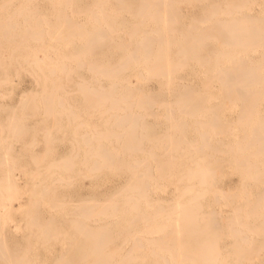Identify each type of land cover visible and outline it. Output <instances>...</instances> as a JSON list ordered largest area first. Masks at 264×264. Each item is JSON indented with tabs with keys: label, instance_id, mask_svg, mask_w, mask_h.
Returning a JSON list of instances; mask_svg holds the SVG:
<instances>
[{
	"label": "bare ground",
	"instance_id": "1",
	"mask_svg": "<svg viewBox=\"0 0 264 264\" xmlns=\"http://www.w3.org/2000/svg\"><path fill=\"white\" fill-rule=\"evenodd\" d=\"M0 1H3V0H0ZM6 1H9V0H6ZM51 1H53L54 3H55V1L58 2V0H55V1L54 0H50V2ZM62 1L63 0H61V2ZM66 1L69 2V0H65L64 2L67 3ZM75 1L76 0H74V3L76 5V2ZM77 1L79 3V0H77ZM81 1H83V0H81ZM81 1H80V3H81ZM12 2L14 3V1H12ZM50 2H48V5H49ZM65 3L61 6L62 7V9H61L62 11H60V9H59L58 11H60V12L57 11L58 14L56 12L58 19L56 17V19L54 21H56V20L62 21V22H64V26L63 27H65V25L68 24L70 26V28L68 30L66 29V31L64 29H63L64 31H58L59 28L62 27V26L59 27V24L61 25V22L59 24L55 22L56 23V25H54L55 27L58 24V27L55 28V30L56 29H58V30H56L57 32L54 31L55 34H57V35H55V38L54 39L52 38V39L55 40V42H57V40H59L60 38H61V42H62V39L65 40V39H68V38H71V39L72 38L73 39L76 38L77 40H78V38H83V39L85 38L86 39V40L84 39L85 40V44L83 43V46H81V49L79 50V53H76V54H78L79 56H86V57H88L87 56L88 54L92 55V57L89 58V60L91 59L90 62L87 61L86 63H84L81 60L82 63L85 64L86 67L89 69V71H90V73L92 75V77H91L92 78V81L90 82L89 87L87 86L86 83H85L86 85H83L82 84L85 87L87 86V89H85L84 87L82 88L79 85H75V86H77V88L79 86L81 89H84L85 93L87 91V94H88V97L89 98L86 96L85 99L87 98L88 100L90 99V101H94L93 103L91 102L92 104H96L97 106H101V105H98L97 103H99V102L102 103L103 102L102 103V106H101L103 108V106H104L103 104L104 103H109L112 107L107 104V106H109V107L107 109L104 108L105 109V112H104L103 109H101V110H103V113H105V115L108 118H110V121L113 118L116 119V120L113 119V122L116 121V122H114V126H113L114 129L111 126L112 127V130H110L108 128V127H110V125L107 126L108 129H106V127H105V130L102 129V130H104L102 132V133H104V136H102L103 134H101L100 131H99V129H98V128H101V126L103 125V123L101 124L100 127L94 125L95 127H98L97 128L98 129V132H97L96 128H95V130H96L97 134L100 133V135L99 136L98 135H91L90 137L93 138L92 140H97V141H98V137H102V138H104V140H103L104 141V144H102L103 142H101V144H100L99 142L101 140H99L98 141L99 144L98 145L95 144V147H94L93 146L94 144L92 145V143L90 142L91 140H89L90 137H89V139H87L89 142L87 140L86 141L88 143L85 142L82 137L86 135V132L87 131L86 132L83 131V136L81 134H79V136L77 135V138H79L80 135H81V138H79V139H83L82 142L83 143H87V145H88L89 148H92L93 147L92 148L93 149L92 155L91 154L89 155L88 152H91L92 150H89L88 148H87V150H89V151H87L85 149L86 151L83 152V153H84V155L88 153L87 157L88 156L89 157L90 156H93L95 158V159L93 157L90 158V159L88 158L89 162H91L90 161L91 159H92V161H94V164H90L91 165L90 166V169H88V170H90L91 173L94 170H95V172H97V175H93L92 174L94 177L95 176L96 177L99 176L98 173L100 174V173L108 172L107 174L111 173L114 176V178L116 176L120 180L123 179L124 182L121 183L123 185H121L120 188L117 187L118 189L116 188L117 190L115 189L114 193L112 192L113 194H111V196L108 197V199H105L106 197L105 198L102 197L103 194H101L100 196L98 195L97 196L98 198L99 197L100 198L101 197L104 198L103 200L100 199L102 201H99L98 199H96L99 202H97V201L92 202V199L90 198L91 200L88 201V203H87L86 200H84V202L81 201L82 199H84V198H82L80 200L81 202H79V204L84 203V205H80L79 207L75 205L76 206L75 208H71V210H69L68 202L69 201L71 202V199H73V198L75 199V197L69 199V201L67 202L66 205H68V210L70 211V213L71 212L76 213V214H78V217L81 216V218L82 219L84 218L85 220L84 219L83 220H79V218H76L77 216L70 217V218H73L71 220L68 219V218L66 219V222H67V220L70 221L69 222V223H71L70 226H73L74 225L71 228H73L77 232V238L74 241V243H76V245L74 246V243H73V247L70 246L71 247L70 248L68 246L69 249L72 250L75 253V255L74 256H71L72 259L69 258L68 261L70 260V262H68V261H63L62 260V257L61 256H64V255L61 254V256H60V254H59L57 256V254H56V256L59 257V259L61 261H63V262L56 263L57 262L56 261L54 263L55 264H256L257 261L259 260L258 258L259 257H262V256H257L258 255V252L260 250H258V251L256 250L257 251V254H255L256 251L254 252V248L251 249L250 248L251 246H247L248 249H247V247H245L246 248L245 249V248H243L241 246H243L242 243H245V242L247 243L248 241H250V237L252 236L256 241H258L257 243L260 244V248L259 249H262L264 251V112H263L264 110L261 109V104H262V102H264V0H92V4H89V3H88V5L87 4H83V5L81 4L79 7H77L78 8L77 10H80V11L86 13V15H85L86 17L84 16L85 19L82 18L83 16H80L78 14V18H81L82 20L84 19L83 21L81 20V22L79 21L80 19H78V21H79L78 24L77 23H74L73 21L70 22L71 19H73V18H71V17H69V16L66 15L68 9L66 11L64 10V8H66L65 6H67L68 4H71V0H70V3H68L67 5H65ZM72 3H73V1H72ZM15 4H16V2H15ZM22 4H24V2ZM58 4L59 3H57L56 8H58L57 7ZM0 5H1V3H0ZM12 5H14V4H12ZM59 5H61V4H59ZM2 6H4V4ZM2 6H0V8ZM28 6H29V4H28ZM28 6H26V7H28ZM35 6H33V7H35ZM68 6L71 7V5H68ZM4 7H7V5L4 6ZM4 7H3V9H5ZM33 7H31V9ZM36 7H38V6H36ZM54 7L52 6V8H54ZM70 7H68V8H70ZM13 8H15V5H14V7L12 6V8H10V10L13 9ZM16 9H18V8H16ZM47 9L48 8H46L44 10H47ZM50 9H51V7L49 8V10ZM8 10H9V8H8ZM55 10H57V9H55ZM73 10H74V8H73ZM5 11H6V9L2 11L3 14H4ZM7 11H6V13H7ZM12 11L13 10H11V12ZM16 11H18V10H16ZM21 11H23V8L21 10L19 9V11L17 12L18 13L17 14L18 17L21 14L19 12H21ZM69 11H71V10L69 9ZM75 11H76V9H75ZM30 12L31 11H28L27 14L25 13L26 15L24 14V12L22 13L25 16L22 15L23 16V22H22L21 25H23L24 23H26L25 24L26 25V27H25L26 29L23 30L21 32V34L18 33V34H20V38H22L21 41H20V43H22V42L26 43V42L32 40V41H35V43L37 45L40 44L38 46H42L43 45L42 46L43 47L42 49L50 48V45H49L50 42L49 43L47 42L49 46L48 45H45L44 46V44H43V39H44L43 38V36H44L43 32L44 31L43 30H46V29H43L42 30L40 28H43L44 25L42 26L40 22H39L40 24H37L38 22H35V24L32 23L30 21L31 19L28 16ZM36 12H38V8H36V11L35 12L30 13V16H31V14L34 16ZM43 12H45V11H43ZM14 13H16V12H13L11 14V16ZM40 13H42V12H40ZM40 13H37L36 17L38 15H44V18H45V14L44 13L43 14H40ZM53 13L55 14V12H53ZM72 13H74V12L72 11L71 13L69 12L67 14L70 15ZM49 14L50 13H48L47 17H49ZM0 15L3 16V18L4 17L6 18V16H7V15L6 16L2 15L1 14V11H0ZM15 15L16 14H14L13 16L15 17ZM27 16H28V19L27 18H24V17H27ZM12 17H10V15H9V17L6 18V20H7L6 22L7 23L4 22L5 20L3 21L1 19L3 21V23L0 22L1 23L0 24V31L2 33L1 34L2 36H4L5 30L6 31L8 30L7 29V28H9L8 26L14 27V25H16V22L17 21L16 22L14 21V23L13 22L11 23L13 26H11V24L10 25L8 24V20L10 18H12ZM75 17H77V15ZM50 18L51 17H49L48 19H50ZM69 18H71V19H69ZM14 19H16V18H14ZM24 19H26L27 21L24 20ZM39 19L40 20L42 19L41 22L43 21V18L42 17L40 18V16H39ZM39 19L38 18L35 19V17H34L33 20L39 21ZM45 19H47V18H45ZM10 20H12V19H10ZM9 22H11V21H9ZM43 22L45 23V25L47 24L45 20ZM50 22L52 23L53 21H50ZM66 22H67V24H66ZM4 23H5V25H4ZM6 24H7V26H6ZM40 25L42 27H40ZM19 26L16 25V27H19ZM46 26L48 27V25H46ZM4 27H6V28L3 29ZM16 27L9 28V30H13V29L15 30ZM52 27H51V29H52ZM47 29H49V27ZM9 30L6 32L8 35L10 34L9 33ZM45 32H47V36L49 35L48 37H49V39H51L50 36L52 35V33H48V31H45ZM14 33H16V32H14ZM7 34H5V35H7ZM14 36H16V35H14ZM56 37H57V39H56ZM10 38H13V36H8L7 37V40L10 39ZM16 38H18V36L15 37V39ZM69 40L70 39H68L66 41H69ZM84 40H82V41H84ZM2 42H3V40H2ZM5 42H7V41H5ZM10 42H12V39H10ZM61 42H58L59 43V44H57L58 45V48L61 47V46H59V45H61L60 44ZM70 42L73 43L74 41H70ZM47 43H45V44H47ZM65 43L67 44V42H65ZM3 44H4V42H3ZM18 44H19V42H18V40H16L14 46L15 45L17 46ZM27 44L28 43H26L24 45H26V47H27ZM24 45H23V47H24ZM78 45H79V43H78ZM33 46H34V43H33ZM53 46L55 47L54 44H53ZM53 46L50 48V50H52V51H53V49H52ZM77 46H75V48ZM3 47H6V46H3ZM72 47H73V45H72ZM78 47H80V46H78ZM0 48H1V46H0ZM17 48H18V46H17ZM19 48L21 49V44H20ZM33 48H36V47H33ZM7 49L9 50V48H7ZM10 49H13V45H12V47ZM20 49H17V50H20ZM25 49H27V48H25ZM28 49H29V47H28ZM39 49L40 48L37 49L38 52H39ZM46 49L44 51H46ZM66 49H68V48H66ZM17 50H12V53H14L13 51L16 52ZM29 50H31V48ZM37 50L33 51L35 53L34 55L32 54L33 52L31 53V55L34 56L35 58L38 56L37 55V52H36ZM44 51H43V53H44ZM55 51L58 52V53L54 54ZM55 51H54L53 54L54 55H58L59 54V51H57V50H55ZM77 52H78V49H77ZM12 53H11V55H10L9 58H12L11 57L13 55ZM18 53H21V52H17L16 54H18ZM47 53L48 52H46V54ZM70 53H72V52H70ZM70 53H69V58H68L69 60H71L70 57H72V55H73V58H76L78 56V55H75L73 53H72V55H70ZM23 55H24V53H23ZM29 55H26V56H29ZM60 55L61 54L58 55L59 58L57 56L56 57H57V60L61 59L59 61H62V58L64 59L66 57V55L63 54L64 57H61V58H60ZM74 55H75V57H74ZM47 56H48V54H47ZM47 56L44 55L43 58L46 57V58L49 59L50 57H47ZM49 56H51V55H49ZM79 56L77 58V62L75 61V63H76L75 64V68H79L80 69V68H82V66L80 65V67H78L79 66L78 60L80 59ZM3 57H5V56H3ZM17 57H19V56H17ZM34 57H32V58L25 57V58H27V60H28V58H30V60L31 59H34V62L39 59V58L38 59L36 58V60H35ZM43 58L41 57V59H43ZM85 59L88 60V58H85ZM52 60H54V58ZM64 60H63V62H64ZM8 61L10 62V59ZM59 61L56 62V60H54L52 62L51 61H48V62H50L51 65H52V63H54V62L59 63ZM81 61H79V62H81ZM31 62L32 61H30V63ZM70 62H67V64L65 63L66 66ZM27 63H28V61H27ZM30 63H28V66H29ZM42 63H43V60H42ZM50 63H49V65H50ZM36 64L38 66H40L38 64V61L35 64H33V66H35ZM59 64H56V66L59 65ZM73 64H74V62H73ZM47 65H48V63H47ZM47 65H46V67H47ZM54 65H55V63H54ZM71 66L72 65H70L68 67H71ZM190 66H191V68H189ZM42 67L45 68V65L42 66ZM53 67L56 68L55 66H53ZM62 67L65 68L64 65H61V69H62ZM194 67H196V68L199 67L200 70L202 69V71H201L202 72V77L199 78L198 73H197V70H194L193 69ZM2 68H3V66H2ZM11 68H12V66H11ZM36 68L37 69H35V71L36 70L37 71L38 70L39 71L40 70L42 71V69H40V67L38 68L36 66ZM48 68H51V67H48ZM48 68H47V70H48ZM57 68L59 69V67H57ZM7 69L8 68L6 67L5 68L6 73H8L7 72ZM30 69H32V68H30ZM51 69H49L50 70V74L51 73L54 74V72H56V70L53 69V71H52ZM71 69L73 70L74 67H72ZM187 69L188 70L189 69H191V70L193 69V71L195 72L194 75L191 74L192 75L191 76V79H188L190 76L187 77V74H186V73H188V72H186ZM23 70L25 71L26 68L23 69ZM65 70L69 72L70 71V68L68 70L66 68ZM80 70H82V69H80ZM12 71L14 73V70H12ZM32 71H34V70H31V72ZM61 71H63V70H60V72ZM75 71H76L75 74H77V72H78V77H80L79 71L78 70H75ZM89 71H88V73H89ZM21 72H22V70H21ZM23 72H22V75H23ZM64 72L65 71H63L61 73L63 74ZM68 72H66V75H67ZM80 73L83 74L82 71ZM189 73H191V72H189ZM28 74H29V72H27V75ZM43 74L41 73L38 76H35L37 74H34V76H35V78L37 80L41 79V77H42L41 80H43V82H45V83L47 82V85L48 86H49L48 83L53 84L54 86L59 85L60 84L59 81H61V79H63V78H61L60 80H56L52 75H51V77H49V76H47L48 75L47 73H46L47 75L46 74L43 75ZM5 75L6 74H4L3 77H5ZM31 75H32V73H31ZM31 75H29V76H31ZM69 75H71V73ZM195 77H197L200 80V82H201V85L202 86L200 85L199 80L197 81V83H199V86H201V87H199V89L202 88L201 90H198L197 89V87H196L197 86V83H196V86L195 85H192V82H193L192 80ZM9 79H11V77ZM78 79H76L77 81H75V82H78L79 81ZM88 79L90 81V78H88ZM68 80H69V78H67V81ZM7 81H11V80H7ZM7 81H6V84L9 83ZM86 81H88V80L86 79ZM151 81L152 82L153 81L156 82L157 85L160 86L159 88L160 89L162 88L161 91H163V92L164 91L166 92V90H169L172 87H176V86L180 87L181 91H179V92L177 91L176 93H172L175 88L174 89L172 88V90H171L172 92L170 91V92H166V93H162L160 91H159L160 93L159 92L158 93H152V92H150L151 89H150V91L149 90L146 91L145 88H146V86H149L148 84ZM13 82L14 81L12 79V82H10V83H13ZM37 82H39V81H37ZM82 82L83 81H81V83ZM3 83H5V82H3ZM34 83H35V80H34ZM14 84H12V85L14 86ZM91 84H92V86H91ZM53 85H52L51 88H53ZM72 85H74V83ZM58 87L61 88L62 85L60 84V86H58ZM71 87H73V86H71ZM213 87H216L217 91L216 90L215 91L218 94L215 93L216 95H214L213 93H210V95H206V91L209 90V92H210V90H212ZM31 88H33V87H31ZM41 88H42L41 89L42 90L41 92L44 93L45 90H43V89H46L47 87L41 85ZM69 89H70V87H69ZM73 89L74 88H72L71 90L73 91ZM81 89H78L79 91L77 89H75L76 91H78L76 93L78 94L79 92L80 93L83 92V90L80 91ZM11 90H12V88H11ZM11 90H9V91H11ZM58 90L59 89L56 88V91H58ZM6 91L8 92V90H6ZM27 91H30V90L28 89ZM27 91H25V92L27 93ZM36 91L38 92V95L39 94L41 95V93L39 92L40 91V88H39V90H36ZM72 91H70V92H72ZM7 92H5V93L7 94ZM23 92H20L19 95L21 96L22 95L21 93H23ZM32 92H34V90ZM32 92H31V94H32ZM70 92H66V93L69 94ZM28 93L26 95H29ZM49 93H50L51 96L49 95ZM52 93H54V94H52ZM59 93L56 96L55 95V88H54V92H52V89H50V91L47 92V93L45 92V94H47V95L50 96V99L47 98L48 97L47 95H44V94H42V95L47 96L46 97V100L47 99L51 100L54 97L53 95H55L56 98L57 97H60L59 96ZM85 93L82 96H85ZM33 94H35V93H33ZM8 95H9V93H8ZM10 95H11V93H10ZM26 95L24 97H26ZM79 96H80V94H79ZM1 97H3V96H1ZM24 97H22V96L20 97V98H22L21 99V102L24 101V99H26ZM34 97L37 98L36 95ZM6 98H7V95H6ZM41 98L39 100H41ZM56 98L54 97V99H55L54 101H56ZM61 98L62 97H60V99ZM81 98H83V97H81ZM58 99L59 98H57V100ZM211 99H214L216 101H217V99H219V101L216 103V105L219 106V104H221V103H222V105L220 107H216L214 105H213L214 107H211L210 106L211 108L210 107H207V104L210 102ZM43 100H44V98L41 100L42 101L41 104H43V108H44V103H45L46 111L51 110L50 112L52 113L53 112L52 110L55 109V107H53V106H55L54 105L55 102L53 101V99H52V101H50L51 103L54 102L53 104L50 105L51 108H50V106L49 107L46 106V103H47L48 100L46 102H44V103H43ZM64 100H66V99H64ZM19 101H20V99H19ZM58 101H60V100H58ZM90 101L87 102L88 104H85V105H88V107H89ZM31 102L33 103L34 101L31 100ZM35 102H34V104H35ZM37 102H39V101H37ZM62 102H65V101H62ZM62 102H60V103H62ZM24 103H21V104L24 105ZM18 104H20V103H18ZM34 104L32 105L33 108L36 107ZM41 104L39 102V104H37V106L39 107V105H41ZM56 104L60 105L59 102L58 103L56 102ZM72 104H70V105H72ZM210 104H208V105H210ZM213 104H215V103H213ZM223 104H224V107H222ZM15 105L17 107V104H15ZM61 105H60V108H58V109H61L63 107L64 103H62ZM70 105L68 107H70ZM135 105L142 107V109L144 108L145 111H149L151 108H154L155 106H158V107L159 106H162V107H164L165 108V111H166L165 112L166 114L163 115V117L166 119L167 116L169 115V117L167 118V120L170 123L172 122L173 117L174 118L176 117V116H174L175 115L174 114V111H176V112L178 111V112H180L182 114L183 118L180 115L179 116L180 119L177 118V120L176 119L173 120V122L171 124L170 123L169 124L166 123V126L169 125L168 126V129L173 130V131L176 132L175 138H174V135H172L174 133H172L171 135H167V134H170V132L168 133V132L164 131V134L167 133L166 134L168 136L167 139L168 138H172L170 136H173V138H174L173 141L172 142L171 141H168V142H171V147H175V148L178 147V149H179V147L180 148L181 147H183V148L186 147L185 150H183V148H181L182 149L181 151H183V153L185 151V152H188V153H193V154H196V155H201L200 157L197 156L198 158L195 157V158L191 159L190 160V163L191 162H193L194 164L203 163L204 164L203 169L200 167V166H202L200 164H199L200 166L197 164L196 167H195V168H197V166H199L200 168H198V169H195L194 168V171H192L191 173L190 172L187 173L186 172L187 169H186L185 176L187 174L190 176L189 177V180L187 179L188 182H184V180L182 181V179H185V176L181 179L180 178V175L181 174H179V173L177 174L179 177L176 175L178 182H181L182 181V182H184V184L185 183L188 184L187 187H186L181 182V184H183L184 187H182V185H181V188H180V189H182V190L185 191L184 192L185 194H183V195H186V197H183L181 195H180V197L179 196H177V197H179V198H181V197L185 198L184 203L186 201H189V202L191 201L190 203L188 202L189 203V206H188V204H186L187 202L185 204H183V200L181 202L182 204H180L179 202L177 203L176 201H179V198H177V200L174 199L175 201H173V203L176 202L178 205L177 206H174L172 208V203L169 201V199H170L169 198L167 200L171 203V207H170V204H169V207H168L169 209L171 208L170 210L167 208V206L164 207V206H160V205L158 206L157 205L158 208H155L154 209L155 212L153 211L154 213L153 214H150L149 209H150V207H152L151 206V203L154 202V201H152L154 199V197L151 196L152 200L150 199V194L151 193L149 192L150 191L149 187H150V184H152L151 181L152 182H154V181L156 182L157 179H156V177H154L155 179L153 180L152 175H151L152 173L149 175L147 169H142V168H139L138 167L140 162H138L139 160L137 158H136L137 160L134 159L135 158L134 157L135 155H133V154H134V151H141V155L144 156L143 153H142L143 150H141V148H140V147H142L140 145L141 144V140L142 139H146V138H150V136H151L150 134H152V133H150V131L148 132V130H150V129L147 130V126H146L147 122H146V124L143 123V118L140 120V117H143L142 115L145 116V114H142V113H144L143 110H142V113L138 112V113L142 114L141 116L138 115V114L135 115L134 114L135 111L134 112L132 111V107L134 106V108H135L136 107ZM6 106H8V104ZM1 107H2V104H1ZM5 107L2 108L3 109V112H5L4 111ZM24 107H25V105H24ZM52 107H53V109H52ZM64 107L66 108L65 105H64ZM73 107H75V106H73ZM82 107L84 109L85 106H82ZM95 107H91V108H95ZM140 107H139V109H141ZM162 107H160V108H162ZM7 108H8L7 110L9 111L10 110L9 107H7ZM41 108H39V109H41ZM221 108H222V110L225 108L229 112L230 111H233L234 113H236V116L238 117V120L237 121L234 120V121H236L239 124V126H240L239 129H238V131H237L240 134L239 136H237L236 131H234L235 124H234V121L233 120H232L233 121V124H232V122H229L228 121L230 125L228 123L226 124V123L221 122V112H222V111L220 112ZM20 109H22V107ZM58 109H57V112L56 113L54 112V114L57 115L59 113V110ZM78 109L80 110V107ZM83 109L81 111H83V113H85ZM85 109H86V107H85ZM154 109H156V108H154ZM205 109L209 113H208V115H206L207 113L204 112L205 113V116H204L203 115L204 113H202V111H205ZM12 110H14V109L12 108L10 111H12ZM16 110L14 112H16ZM29 110H30V108L27 109V111H29ZM35 110H37V109H35ZM65 110H67V113H68V109L66 108ZM65 110H64V112H66ZM27 111H26V108H25V113ZM46 111H43V109H42L41 112H43V114H45V115L49 114V112L47 113ZM95 111H96V108H95ZM95 111L92 112V113L95 114ZM97 111H98V109H97ZM97 111H96V113H97ZM150 111L153 112V109L150 110ZM154 111H156V110H154ZM86 112H89V111L87 110ZM21 113L23 114L24 111H21ZM25 113L23 115H25ZM28 113H26V114H28ZM75 113H77V112L75 111ZM155 113H157V115L159 114L157 111ZM172 113L174 114L173 116H172ZM9 114H6V115H9ZM37 114H40V113L37 112ZM69 114H71L70 116L73 115L72 118H74V115L75 114H73V113H69ZM69 114H68V116H69ZM80 114H81V112H80ZM80 114H79V116L75 115V119L77 117L78 118H81ZM101 114H102V111H101ZM150 114L148 112V116ZM95 115H97V114H95ZM60 116H63V113H62V115L60 113ZM155 116H156V114H155ZM160 116H162V114ZM226 116H227V114H226ZM230 116H231V114H230ZM16 117H18V115ZM107 117H105V118L102 117V118L104 120H108ZM171 117H172V119H171ZM2 118H0V119H2ZM26 118H27V116H26ZM33 118H34V116H33ZM72 118H71V120H72ZM78 118H77V121H78ZM145 118H146V116H145ZM158 118H161V117L158 116L157 119ZM169 118L171 120H169ZM228 118H227V120H229ZM11 119H13V115H11ZM28 119H30L29 116H28ZM62 119H63V117H62ZM69 119H70V117H69ZM87 119H85V120H87ZM95 119H98V118H95ZM16 120H18V119H15V121ZM83 120H84V118H83ZM89 120H90V118H89ZM101 120L98 121V122H101ZM152 120H153V118H152ZM158 120H157V122H158ZM15 121L14 122L12 121V123L10 124L11 126L14 125V126H12V127H14L13 129H15V127H17V125L15 124ZM47 121H49V118L46 120V124H47ZM51 121H52V119H51ZM62 121L65 122V120H62ZM69 121L67 120V123H69ZM222 121H224V120H222ZM8 122H10V121L8 120ZM22 122H23V120H22ZM25 122H23V123H25ZM32 122H34V121H32ZM41 122L42 121H40V125H41ZM54 122H55V120H54ZM76 122L74 121L73 123H76ZM79 122H80V120H79ZM79 122L77 124H75L74 126H78L79 125ZM108 122H109V120H108ZM154 122H155V118H154ZM189 122L194 123L195 126L198 125L197 126V129L194 126L195 129H196V131L198 130L197 131L198 134H196L194 136L195 139L193 140V142L196 140L194 143L193 142L192 143H189L188 142L189 140H187V139H189V138H186L187 135L185 134V132H187V130L184 131L183 130L184 127H182L186 123H188L190 125L191 123H189ZM4 123L6 125L7 121L6 122H2V125ZM26 123L28 124V122H26ZM67 123H65V124H67ZM73 123H70V125L71 124L73 125ZM181 123H183V124L181 125ZM222 123L226 125V129H225V126L223 127L224 130L221 127L222 126ZM44 124L45 123H43L42 127L44 126ZM62 124H63V122H62ZM149 124H151V121H150ZM157 124L159 125V123H157ZM217 124H218V126H217ZM231 124L234 125V126H232ZM33 125H34V123H33ZM33 125H32V127H33ZM40 125H38V128L40 127ZM47 125L49 126L51 124H47ZM54 125L55 124H53L52 126H54ZM98 125H99V123H98ZM153 125L152 126L150 125V127H153ZM164 125L165 124H163V126ZM219 125H220L221 129H220ZM18 126H20V125H18ZM21 126H23V125H21ZM48 126H47V129H48ZM55 126L57 127V125H55ZM58 126H59V122H58ZM84 126H81V127L84 128ZM86 126H87V124H86ZM191 126H193V125H190V127ZM216 126H217V128L219 127L218 129H220V130H218L216 128ZM42 127H41V129H42ZM67 127H70V126H67ZM52 128H53L52 129V133H53L54 127H52ZM71 128H72V126H71ZM71 128H69V129H71ZM185 128H186V126H185ZM211 128H213L212 132L210 131ZM214 128H216L215 131L217 130V132H214ZM1 129H3V128H1ZM4 129L7 130V128H4ZM47 129H46V131H47V134H46V132H45V130L43 128V130H44V135L43 136L44 137H42V139L44 140V143H45V141L48 142L49 139H50V137H49L48 138V141H47V139L45 137L46 135L48 136L49 130H47ZM55 129H57V128H55ZM88 129H91L93 132L95 131L94 128L93 129L92 128H88ZM115 129L117 131L114 133V130ZM157 129H159V128H157ZM163 129H162V131H163ZM18 130L20 131L21 129H15L14 131L16 132ZM50 130H51V128H50ZM74 130L76 131V128ZM78 130H80L79 126H78ZM164 130H167V129H164ZM33 131H32V135H34L33 133H35V130H33ZM58 131L56 133H58ZM193 131H194V129H193ZM196 131H195V133H196ZM18 132H16V134ZM39 132H40V130H39ZM39 132H37V135L35 133V135L38 136V133ZM62 132H61V134H63ZM93 132L91 134H93ZM154 132L156 134L157 130L156 131L154 130ZM213 132L216 133V134H214V136L212 134V136H211L210 133H213ZM52 133H51V136H52ZM67 133H65L66 134L65 136H67ZM81 133H82V131H81ZM7 134H10V133L7 132ZM61 134L59 136L60 138H57L58 141H59V139H61V136H62ZM70 134H71V131H70ZM73 134H74V131H73L72 135ZM160 134H161V132L159 133V135ZM164 134H163V136L161 135L163 139L166 138L165 137L166 135H164ZM13 135H15V133L13 134V132L11 131V138H14ZM89 135H90V133H89ZM221 135L224 136V138L222 139L223 141H224L225 137H227L226 138L227 139V142L226 141L224 142V147L225 148H223V151H225L226 150V146H227V150H226L227 153H225V152L221 153L222 151L221 152L219 151L218 146L219 145H222V143H223L222 141H221L222 143L220 142L221 144H219V145L218 144L212 145V144H210L211 142H209L210 140H212L211 138L213 137V138H215L214 140L215 141L217 140L216 142L218 143V141H220L219 138H220ZM19 136H20V134L17 135V137H19ZM24 136H26L25 135V132H24ZM39 136H41V135H39ZM153 136H155V135H152L151 137H153ZM156 136H157V134H156ZM17 137L14 138L15 141H13V142H15V144L17 143L16 142V139L19 142V140H18ZM71 137H73V136H71ZM85 137L87 138V135ZM23 138H25V137H23ZM73 138H71L73 140V142L71 140V144H68L70 140H68V143H67L68 145H70V149H71L72 143H74V139ZM94 138H97V139H94ZM160 138H158V139L155 138L156 141H154V142L157 143V142L162 141L163 139L162 138L160 139ZM27 139H28V137H27ZM27 139H26V141H27ZM52 139H54V137L51 138L50 140H52ZM4 140H1L0 139V141H2V142ZM31 140H33V138ZM34 140L36 141V143H37V141H39V140H37V138L34 139ZM54 140H56V139H54ZM5 141L2 143L3 144L2 145L3 149L5 148L4 147L5 146V144H4ZM60 141H62V139ZM66 141L67 140H65V142ZM9 142H10V140H9ZM21 142L19 143L20 145H21ZM33 142L30 141L29 142L30 144L29 145L27 144V145L28 146H31V144H33ZM82 142L80 141L79 144L82 143ZM168 142L166 143L168 146H166V144L164 143L165 146H166V148H165V146L162 143H159V144L157 143V144L158 145L162 144V146L165 149L164 152H166V151H170L171 152L173 149L169 150L171 147H169L170 145L168 144ZM54 143H55V141H54ZM58 143H63V142H58ZM75 143H76V141H75ZM143 143H144V141H143ZM148 143H149V141H148ZM156 143L153 146H155ZM172 143H174V144H172ZM37 144H40L41 145L42 144V141H41V143L38 142ZM118 144L120 145V148H122V150H118L119 148L118 149L117 148H114V150L115 149H117V150L113 151L112 150V147H115ZM0 145H1V143H0ZM6 145H7V143H6ZM8 145H11V143L10 144L8 143ZM22 145H23V143H22ZM34 145H33V148H34ZM81 145H83V144H81ZM90 145H92V146L90 147ZM16 146H18V144H16ZM51 146L49 148H52ZM73 146L76 147V149L74 148V150L76 152L77 151V147L79 145L78 146L73 145ZM86 146H82L81 148H83V147L86 148ZM108 146H110V147L108 148ZM143 146H144V144H143ZM146 146L147 145H145V149H148L149 147L146 148ZM151 146L152 145H150V150H151ZM2 147H1L0 150H3ZM8 147H10V146H8ZM24 147H26V145ZM39 147H41V146H39ZM39 147H38V149H39ZM11 148H13V147H11ZM53 148H54V146H53ZM13 149H15V148H13ZM70 149L68 148V151ZM83 149H82V151H83ZM152 149L154 150V147H152ZM6 150L8 151L10 149H7V147H6ZM26 150H29V149H26ZM50 150H53V149H50ZM153 150H152V152H146L147 150L146 151L144 150V153L145 152L147 154L150 153L149 155H150L151 160H152V157L153 156H156L157 157V155H155L156 153L153 154V155L151 154V153H154ZM18 151H20V150H18ZM21 151H25V150L23 149ZM21 151H20V153H22ZM31 151H33V150H31ZM44 151H47V150H43V153L40 150V154L42 153V156L40 157V159H38L39 161L41 160L42 157L43 158L45 157L46 154L44 155ZM121 151H123V152H121ZM159 151H160V149H159ZM174 151L176 152L175 149H174ZM174 151L171 152V153L174 154ZM52 152H54V151H52ZM66 152H64L63 154H65ZM120 152L122 153V155L124 154L123 156H127L128 158H132V156H133L132 160L134 159V161H132L130 159L127 160V158H121V157H119V153ZM210 152H218V154L221 153L222 155L224 154L226 156V159H224V158L223 159L224 160H228V162L230 163L229 164L227 162V165L228 164L230 166L233 165V167H235V171H237V170L239 171V173H240V175L242 177L241 178V181L245 182V184L250 185L249 182L251 181L252 186L253 185H256V186L257 185H260V188H259V191H258L259 193H258L257 197L254 200H252L253 198L251 196H250L251 198L244 199L245 200V202L243 203L244 205H242V203H241V205H239L240 203H238V204H234L233 203V200H234L233 198H236V197H232V195L234 196V194L231 192V190L229 191L228 189H224V191H226V193H227V191L231 193L230 194L231 196L229 197V193L226 195V193L223 191V189H222V191L220 190V188H222L223 186L220 187V188H216V187L213 186L214 188H216V190L219 189L221 191V193L223 192V194H225V196H223V201L226 200V199H228V202H229V203L227 202L228 203V206L230 208H232V214L230 215V217L228 218L227 216H224V217H227V218H225L224 221H226V219L228 220L227 222H225V223H227V224H225V229L227 228V226H229L228 229H229V234H230L231 241H232V242H230V241L229 242L233 244V246L230 244V246H232L233 248L231 250H228V251H230V253L227 254L228 257L230 259H232V260L231 261H228V262H218L219 257L222 256V255H219V254H221V252L218 251L217 243L216 244H213L214 247H212L213 246L212 243H214L215 240L217 241V239L219 238V236L221 237V234H224V232L221 233L222 231L220 233L218 232L220 229H222L220 227V225H219L221 222L218 224V222H217L218 220L216 221V219L214 218L215 216H213V213H209L210 211L213 212L212 210H209V212H208L209 215L212 214V215H210V216H213L211 218H208V215H207L208 213L206 215L203 213L205 215V217L207 219H209V221H207V219H206V221L208 222V225L206 224L207 223L206 221H205L206 222L205 224L200 221V218H203L204 217V216L202 217L200 215V213L202 214V212H203V211H200L201 210V206H202V204H201L200 201H202V197H207L208 193H207L206 196H203V194H200L199 193L201 191L200 190L201 188H199L200 191H194L195 189L193 190V188L195 187V185H193L195 181H197V183H199V184H203V185H200V187L201 186H205L206 187L207 186V185H205L206 183H211V184L217 183L218 176L220 175L221 172L222 173L224 172L222 169L219 168L220 166H218V169L221 170V172L219 174H217V172H218L217 171L218 170L217 168H215V169H217L216 170V173L213 171L215 169L212 170V169H209L208 168L209 170H206V168H204V167H207V165H205V163L202 162L203 161L202 155L203 156L204 155H207L208 156L207 153H210ZM16 153H17V151H16ZM26 153L27 152H25V154ZM37 153H38V151H37ZM49 153H48V155H49ZM55 153H56V151H55ZM78 153H80V152H78ZM137 153H139V152H137ZM146 153H145V155H146ZM4 154L7 155L6 153H2V157L3 158L0 157V158H2L0 160H3L4 162L7 161V163H10L11 161H9V159H8L9 156L7 155V159H5L6 156H4ZM25 154H23V155H25ZM175 154L173 155V157L170 155V158H173V160H174ZM178 154L180 155L179 152H178ZM185 154H187V153H185ZM221 154H220V156H221ZM48 155H47V157H48ZM50 155H53V154H50ZM60 155H56V156L59 157ZM70 155L69 156H64V157H68L69 158ZM80 155H82V153ZM84 155H83V159L85 158ZM159 155L162 156V154H158V156ZM166 155H167V153H166ZM187 155H189V154H187ZM187 155H185V156H187ZM190 155H192V154H190ZM210 155L211 154H209V156ZM213 155L215 156V153ZM0 156H1V154H0ZM72 156H75L76 157V153H75V155H72ZM79 156H77V157H79ZM214 156H213V158H214ZM10 157H12L11 153H10ZM20 157L21 156H19V158H18L19 160L22 157H24V156H22L21 158ZM27 157H28V155H27ZM27 157H26V159H27ZM33 157L34 156H32V159H34ZM58 157L55 158V159L60 160L61 158H58ZM60 157H62V156H60ZM87 157H86V159H87ZM162 157L164 158V156H162ZM180 157L181 156H179V157H177V155L175 156L176 159L177 158L180 159ZM216 157H219V156H217V154H216ZM222 157H224V156H222ZM222 157H220V158H222ZM35 158H37V157H35ZM50 158H47V159H50ZM63 158L60 160V162H63V160L66 161V159L69 161L70 158L72 160L74 157H70L69 159L68 158H64L63 159ZM167 158H168V156H167ZM213 158H212V160H210V158H209L210 162L213 161ZM83 159H81V161L80 160L79 161L80 162H83L84 163L83 166H84L86 162L88 163V161H85L84 162ZM140 159H141L140 161H142L145 158L143 157V158H140ZM157 159L158 160H161V158L159 159V157H157ZM157 159L153 158V160H155V161H157ZM58 160H55V161H58ZM220 160H222V159H220ZM22 161H24V160H22ZM26 161L28 162L29 160H25V162ZM65 161L63 162V164H66L69 167L66 168V165H63L62 164L63 165L62 166L60 164L61 165V169H63V167H65L70 172V170H71L70 167L74 166V164H70L69 165ZM144 161H142V162L145 163ZM155 161H153V162L155 163ZM163 161L164 160H162L160 163L162 165L163 164L166 165L165 166V169H167V170L161 172V169H162V167H161L160 172L162 173V175H164L165 172H169L172 169V167L175 168V166L177 165V164H175L174 166H171L170 167L169 165H171V164L174 163L172 160H170L169 163H165V162H167V160H165V162H163ZM186 161H187V159H185V162ZM34 162H33V165L37 166L36 165V162L37 161L34 160ZM41 162H43V160L40 161V163ZM60 162L58 161V164L55 163V167L57 168V170H58V167L60 166L59 165ZM99 162L101 164H99ZM148 162L149 161L146 160V163H145V166L146 167H148L149 164H150V166H154L150 162L148 164ZM222 162L224 163V161H222ZM222 162H220V163H222ZM1 163H3V162L0 161V164ZM7 163H3V164H5V166H7V165H9ZM31 163H32V161H31ZM47 163H48V160H47V162L45 164L47 166L46 168H51V166L54 167V163L52 165H51V162H50V164H47ZM95 163H97V164H95ZM157 163H159V162H156V164H155L156 168H158L159 166H161L160 163L158 165H157ZM56 164L58 166H56ZM146 164H148V165H146ZM167 164H168V167H167ZM180 164H182V161H180ZM16 165H19L21 167V164H16ZM28 165L30 166V164H28ZM49 165H51V166H49ZM92 165H93V167H92ZM136 165H138V166H136ZM140 165L141 166L142 165L144 166V164H142V163H140ZM19 166H17V167H19ZM40 166L42 168L45 167V166H43L41 164H40ZM76 166H79V165L77 164ZM81 166H82V164H80L79 168ZM150 166L148 167L149 168L148 170H150V169L153 170L152 168H150ZM1 167H0V169H1ZM26 167H27V165H26ZM26 167H25V169H26ZM75 167H74V169H75ZM87 167L88 166L86 165V168ZM192 167H194V166H192ZM8 168L10 170V167H8ZM35 168L37 170L38 169H41V168H37V167H35ZM76 168H78V167H76ZM176 168H178V167H176ZM20 169L21 168H19V170ZM81 169L82 168H80L79 171ZM223 169H224V167H223ZM1 170L5 171L4 168H2ZM7 170L8 169H6L5 172H8L7 174H10V171L9 170L7 171ZM11 170H12V168H11ZM15 170H18V169H15ZM44 170L46 171L47 169L43 168L42 174H43ZM63 170L65 171V169H63ZM182 170L183 169H181L179 172H181ZM3 171H0V172L3 173ZM13 171H14V169H13ZM22 171H23V168H22ZM28 171H27V173H28ZM33 171L37 172L35 169ZM52 171H54V169ZM52 171L50 170V172H52ZM59 171H61V170H59ZM177 171H178V169H177ZM232 171L234 172V170H232ZM21 172L19 174H21ZM25 172L23 171L22 173H24V175H25ZM29 172H31V170ZM35 172H32V173L35 174ZM46 172H48V170ZM50 172L47 174V177L50 174ZM73 172H74L73 173L74 175H75V173H77V171L76 172L73 171ZM90 172H89L88 175H91ZM153 172H155V171H153ZM183 172H184V170L181 172L182 175L184 174ZM27 173H26V175H27ZM32 173H30V174L28 173L29 176L32 175ZM65 173H66V171L63 173L62 176H64ZM161 173H159V176H160ZM36 174H38V173H36ZM52 174H50V176ZM69 174L67 173L66 175H69ZM78 174L81 177L80 173H78ZM172 174H173V172L170 173L171 176H172ZM4 175L7 178L10 175L12 177L13 174L11 172L10 175H7V176H6V174H4ZM26 175H25V177H26ZM55 175L52 176V178L55 177L54 178L55 180L53 179L54 182L58 181V184H59L60 181H65L63 179L61 180L62 176H61V178L59 180V178L57 179V177ZM71 175H72V172H71ZM74 175H73V177H74ZM101 175H104L105 176V173L104 174H101ZM170 175H168V176L170 177ZM223 175H225V174L223 173ZM43 176H44V174H43ZM65 176H64V179H65ZM86 176L84 175L83 177L85 178ZM153 176H155V175H153ZM168 176H167V174L164 175V178H165L164 181L166 180V178L169 179ZM174 176H175V174H174ZM14 177L18 178L16 176V174H15ZM36 177H38V176L36 175ZM45 177H46V175H45ZM73 177L71 176L70 178H73ZM80 177H79V180H80ZM186 177H188V176H186ZM1 178H2V176H0V179ZM6 178H4V179L5 180H8L9 179V178H7V179ZM16 178H14V179L10 178V180H8L7 183H5L6 182L5 180H2V181H4L3 182L4 185H3V183H1L2 181L0 182L2 184V186L0 185V214L2 212L4 214H1V216H4V215L6 216L7 215V218L5 220L4 219H2V220L0 219L2 221L0 224L3 223V220H4V222L6 220L8 222V220L12 216L16 217L15 212L20 209V207L18 208L16 206L17 207L16 208V207H13V205H12L13 204L12 201H15V199H16L15 192L19 188L18 187V183L15 180ZM52 178H51V180H52ZM68 178H66V181L67 182L69 180ZM86 178L89 179L91 177H86ZM161 178H163V176H161ZM39 179H41L43 181L42 178L39 177ZM175 179H176V177H175ZM12 180L16 181L17 184L14 181H12ZM46 180L48 181V178ZM73 180H75V179H72V181ZM36 181H38V180H36ZM42 181L40 182L41 183L40 187L42 186V184H44V183H42ZM66 181H65V183L67 184ZM69 181L71 182V180H69ZM83 181H84V179H83ZM83 181H82V185H83ZM169 181H170V179H169ZM177 181H175V182H177ZM191 181H193V182H191ZM231 181H232V179H231ZM175 182H174V184H175ZM177 183L175 185H177ZM37 184H35V186ZM163 184L164 183L162 182V185ZM225 184H227V183H225ZM229 184L230 183H228L227 185H229ZM241 184H242V187L241 188L243 190V183H241ZM45 185H43V187H41L42 188L41 189L42 192H43V190L45 192V189H47V192H48L49 186L51 188L53 187L52 186V183L50 185L47 184L48 185L47 187ZM54 185H55V183H54ZM70 185H69V182H68V185H65V186L66 187L67 186L70 187ZM74 185H76V184H74ZM74 185L72 184L73 187H74ZM78 185H81V184H78ZM158 185H156V186H158ZM162 185H161V187L163 189H161L159 187L161 190L157 187V189L160 190L161 193L163 192L162 190L166 191L165 186L163 187ZM191 185H193V187ZM107 186H109V185H107ZM153 186L155 187V185H153ZM167 186H168V184H167ZM167 186H166V188L169 189V187H167ZM179 186L180 185L178 183V187L177 188H179ZM55 187H54L53 191L55 190ZM69 187H67V188L69 189ZM189 187H191V190H190ZM228 187H230V186H228ZM60 188H59V192L61 191ZM67 188H66V190H67ZM233 188H230V189H233ZM56 189H58V188H56ZM72 189H74V188H72ZM209 189L210 188L207 189L208 190L207 192L210 191ZM211 189H212V187H211ZM234 189H235V193L239 195L240 192L239 193L236 192V189L237 188L235 187ZM74 190L72 192H74ZM112 190L113 189H111V191ZM49 191L51 192L52 189L49 190ZM103 191H104V193H106V195L107 194H110L108 192H105V189ZM103 191H102V193H103ZM154 191H156V188H154ZM154 191H152V192H154ZM174 191H176V193H177L176 187H175ZM203 191L205 192L206 189L203 190ZM213 191H211L212 194H214ZM44 192L42 193V195L44 194ZM77 192H74L73 195L75 196V193H76V195H78L79 197H81L82 196V195L80 196L81 193L77 194ZM31 193H33V192H31ZM37 193L41 194L40 193V190L37 191ZM245 193H246V191H245ZM255 193L256 192L254 191V194ZM39 194L38 195L37 194L36 195L34 194V195L37 198V197H39ZM51 194L54 195L53 192H51ZM68 194L70 195L72 193H68ZM87 194L88 193H86V195ZM205 194H206V192L204 193V195ZM29 195H28V197H29ZM42 195H40V198H42ZM173 195H175V194H173ZM214 195H216V197H217V195H219V194L217 193V194H214ZM222 195H221V199H222ZM46 196L48 197L49 195H46ZM87 196H85V197H87ZM107 196H109V195H107ZM31 197H33V196H31ZM71 197H72V195H71ZM97 197L95 195V197H93V198H97ZM218 197H220V196H218ZM224 197H225V199H224ZM246 197H247V195H246ZM48 198H50V196ZM155 198H157V197H155ZM158 198H157V200L160 201V199H158ZM171 198H172V196H171ZM187 198L190 199V200H187ZM51 199H48V200L50 201ZM67 199H68V197H67ZM77 199H76V201L78 202ZM86 199H89V198H86ZM31 200H32V198H31ZM37 200H39V198ZM63 200H61V202ZM165 200L163 199L164 202H167L168 203V201L167 200L165 201ZM218 200L220 201V198H218L216 201H218ZM58 201H54L53 206H52V203L53 202H50L52 208H62V206H63L62 203L61 202H58ZM66 201L67 200H64V202H66ZM76 201H74V202H75V204L78 205V203H76ZM85 201H86V203H85ZM211 201H213V200H211ZM216 201L214 202V204L215 203L217 204ZM32 202H33V200L30 203H32ZM34 202H35V204L32 203L31 205L32 206L34 205L36 207V204H37L36 202L37 201L34 200ZM64 202H63V204H64ZM40 203H41V201H40ZM43 203L45 205V203H47V202L45 201ZM227 203H226V205H227ZM47 205H48V208H49V204L48 203H47ZM47 205H46V207H47ZM207 205H208V203H207ZM221 205H223V204H221ZM32 206L30 207L29 211L27 210V211L24 212V214L26 213L25 215L28 216L30 213L27 214V212H32L31 211L32 208H33ZM225 207H227V206H225ZM229 207H227V209ZM48 208H47V210H48ZM63 208H64V206H63ZM212 208H214V207L212 206L211 209ZM39 209H40V207H39ZM50 209L51 208H49V210ZM166 209H168V210H166ZM208 209H209V207H208ZM218 209H220L219 211H221V208L220 207ZM35 210H36V208H35ZM59 210L60 209H58V211ZM213 210L216 211L215 209H213ZM54 211L55 212H53V215L54 214L56 215V211L57 210H54ZM219 211L217 213H222V212H219ZM225 211H228V210H225ZM33 212H35V211H33ZM37 213L36 214L34 213V215H37ZM215 213L216 212H214V215H215ZM223 213H225V212H223ZM40 214L38 213V215H40ZM44 214H46V213H44ZM57 214H58V212H57ZM68 214H69V212H68ZM47 215H52V212L50 214H48V212H47ZM30 216H33V214H30ZM41 216L43 218L45 217L43 215V213H42ZM59 216H57V217H59ZM218 216H221V215H218ZM14 217H12V218H14ZM34 217L35 216L29 217V220H28V218L26 219V221H29L30 224L28 222L27 223L31 227H32V225H34L33 224L34 221L33 220L30 221V219L31 218H34ZM222 217H220V218H222ZM56 218H54V220ZM75 218L78 219L79 221H77ZM45 220H48V219L42 220V218H41V222L42 221H45ZM54 220H52V223H53ZM204 220L205 219H203V221ZM9 221H11V220H9ZM37 221H38V219H37ZM59 221H61V220H59ZM167 221L168 222L169 221H172L173 222V226H174L173 229L172 228H169V230H168V229L164 228L165 226L168 227V225H170V224H168V225L165 224V223H167ZM219 221H220V219H219ZM49 222L50 221H45L44 223H46L48 225ZM66 222H64V224ZM200 222H201V226H200ZM35 223L37 224V222H35ZM38 223H39V221H38ZM73 223H75V224H73ZM155 224H160L159 226H156L158 229L155 232V235L157 234V236H154L152 238H149V235H151L150 232H153L154 231V229L151 231V228H153V227L155 228V226H153ZM5 225H6V223H5ZM65 226H66V224H65ZM68 226H69V224H68ZM151 226H153V227H151ZM204 226H205V228H204ZM1 227H3V226L0 225V231L2 230ZM33 227H35V226H33ZM42 227H41V230H43L44 233L42 231L40 235L42 236L43 234L44 235L46 233L48 234V232L50 230L48 231L47 230L48 228L45 225L42 226ZM45 227L47 229H45ZM208 227H209V229H207ZM24 228H27V227H25V224H24V227L22 229L25 230ZM35 228L40 229L39 226H37ZM6 229H7V227H6ZM32 229H34V228H32ZM32 229H31V231H32ZM67 229H69V228L67 227ZM165 229L168 230V232H166ZM60 230H61V228H60ZM69 230H67V232H66L67 233L66 235H68V236H70V234H68ZM223 230H224V227H223ZM2 231H1V233H2ZM7 231H9V230L7 229ZM27 232L30 233L29 229H28ZM52 232H53V230H52ZM52 232H49V233H52ZM62 232H63V229H62ZM206 232H208V233H206ZM226 232H227V230H226ZM1 233H0V264H26L27 261L24 262V263H22L23 262L22 260H21V262H18L17 261V258L16 257H18V256H15L14 254H12L13 252L11 253L10 248L8 247V246H10L12 244L11 241L10 242L7 241V244L8 243H11L10 245L9 244L7 245L6 244V237H5V236H7V234L4 235V237H5L4 238L3 236H1ZM29 233H28V236L31 235ZM35 233L36 232H34V234ZM137 233H139V235ZM206 234H208V235H206ZM210 234L217 235L218 237H213L212 239H210L211 241L209 239L207 240V236H208V238H210L209 237ZM218 234H220V235H218ZM35 235H34V237H35V240H36L37 239L36 237L39 235V231H38V235H36V236ZM50 235H49L48 238H51ZM58 235L61 236L59 233H58ZM62 235L64 237L65 233L62 234ZM212 235H210V236H212ZM9 236H11V235H9ZM41 236H38V238L41 237ZM173 236H174L175 239L173 238ZM224 236H223V238H224ZM24 237H26V232H25ZM24 237H23V239H24ZM53 237L54 236H52V238ZM63 237H60V239L61 238L63 239ZM73 237H71L70 239H72ZM179 237H181V238L183 237V240L184 241L182 242L183 243L182 246H180L181 244L179 243L180 244L179 247H176L175 245L177 244V242H176L175 245H174L173 242L176 239L178 240ZM230 237L228 236V238H230ZM7 238H8V240L11 239L9 237H7ZM45 238H47V236ZM29 239H31V238H29ZM47 239H46V242L49 241ZM57 239H56V236H55V239L54 240H57ZM172 239H174V240L172 241ZM225 239H223V240H225ZM31 240H33V239H31ZM63 240H62V242H63ZM227 240H229V239H227ZM26 241L28 242V245H29L30 244L29 243L30 240H26ZM43 241L44 240L42 239L41 242L43 243ZM221 241H222V238H221L220 242ZM252 241L253 240H251V242ZM14 242L17 244L16 238H15ZM49 242H52V241H49ZM34 243L35 242L32 243V247L35 246V245H33ZM225 243H226V241H225ZM254 243H256V242L254 241ZM43 244H45V242ZM226 244L228 245L229 243H226ZM215 245H216V249H215ZM221 245H222V243H221ZM44 246H40V247L43 248ZM63 246H65V243H63ZM257 246H258V244H257ZM24 247H25V244H24ZM222 247H224V246H222ZM39 248H37V249H39ZM220 248L221 247H219V249ZM249 248H250V250H249ZM16 249H17V247H16ZM16 249L14 250V252L16 251ZM27 249L28 248H26L24 250L27 251ZM224 249H225V247H224ZM243 249L245 251L244 254H243ZM19 250L20 249L18 248V251ZM22 250H23V247H22ZM22 250H21V253H22ZM63 250H65V248ZM32 251H33V248L31 250V252ZM57 251H58V249H57ZM175 251L176 252L178 251V252L176 253ZM217 251L220 252V253H218ZM63 253H64V251H63ZM34 254H32V255H34ZM224 254H226V253H224ZM21 255H19V256H21ZM24 255H25V253L20 258H22V257L24 258L25 257ZM32 255H31V257L29 256L31 259H32ZM71 255H72V253H71ZM36 256H41V254L35 255V257H33V258H36ZM45 256H43V257H45ZM45 259H47V257ZM48 259H49V257H48ZM260 259H262V258H260ZM25 260H26V258H25ZM66 260H67V258H66ZM31 261L33 262V260H31ZM54 263L52 262V264H54ZM258 263H259V261H258ZM45 264H49V263H45Z\"/></svg>",
	"mask_w": 264,
	"mask_h": 264
},
{
	"label": "rangeland",
	"instance_id": "2",
	"mask_svg": "<svg viewBox=\"0 0 264 264\" xmlns=\"http://www.w3.org/2000/svg\"><path fill=\"white\" fill-rule=\"evenodd\" d=\"M12 1H14V3H13ZM33 1H34V2H33ZM54 1H55V0H54ZM59 1L61 2V0H58V2L55 1V3H54L53 1L50 2V0H41V1H40V0H37V1H36V0H30V1H29V0H24V1H23V0H9V1L3 0V1H0V3H1L0 6H2L3 4H4V6L7 5V7L2 6V7L0 8V9H1L0 11H1V14H2V15H4V16L7 15L6 18H8L9 15H10V17H12L14 14H16L15 17L13 16V17L16 18V19H14L13 17L10 18V19H12V20L9 19V20H8V24L10 25L12 22L14 23V21H15V22L17 21V22H16V25H17V26L20 25L19 27H16V25H14V27H16L15 30H14V29H13V30H9V28H14V27H10V26H8L9 28H7V29L9 30V33H10L9 35L6 33L8 30H7V31L5 30V34H7V35H5V34L3 33L5 37H6V36H7V37H8V36H13V38H10V39H12V42H10V39L7 40V37L5 38L4 36H2V35H1L2 33H1V31H0V41H1V42H0V43H1V44H0V46H1V48H0V50H1V51H0V61H1V62H0V65H1V66H0V74L2 73V74L0 75V79H1V80H0V92H1V93H0V114H1V115H0V118L3 117L2 119H0V123H1V124H0V133H1V134H0V139H1V140H4V139L6 140V141L4 140V141H5V143H4V144H5V146H4V147H5V148H4L5 150H4L3 147H2V145H3L2 143H3L4 141H3V142L0 141V143H1V145H0V149H1V147H2V149H3V150H0V152H1V153H0V154H1L0 157H2V153H6L9 157H10V153H11V155H12V157H10V158L8 157L9 161H11L10 163H7V161L4 162L3 160H0V161L3 162V163H7V164H9V165L5 166V164L1 163V164H0V167L3 165V166L1 167V169L4 168L5 171H6V169L9 170L8 167H10V170H9V171H10V174H11V172H12L13 175H12V177H11L10 174H7L8 172H5V171H3V170H1V169H0V171H3V173L6 174V176H7V175H10L9 177H7V178H9L8 180H10V178H12V179L16 178V177H14L15 174H16V176L18 177V178H16L15 180L17 181V183H18V187H19V188H18V190L15 192V197H16L15 201H16V202H15V201H12V203H13L12 205H13V207H16V206H17L18 208L20 207V209H19L18 211L15 212L16 217L12 216V217H14V218H12V217H11L12 219H11V218H10V219L8 218L9 220H11V221L8 220V222H7V220L4 222V220L7 218V215H6V216L4 215L5 217H4V216H1V214H4V213L1 212V214H0V216H1L0 219H1V220L4 219V220H3V223H2L3 225L0 224L1 226H3V227H1V229L3 230V231L1 230L3 234L1 233V231H0V233H1V236H3V237H4V235L7 234V236H5V237H6V244H7V241H8V242L11 241L12 244H11V243H8L9 245H10V244H11L12 246H13V245H14V246L16 245L15 247H14V246L12 247L11 245L8 246V247L10 248L11 253L13 252L12 254H14L15 256H18V257H19V258L16 257V258H17V261H18V262H21V260H22V261H23L22 263H24V262L27 261L26 264H38V263H39V264H41V263H42V264H45V263L52 264V262L54 263V262L57 261L56 263H60V262H63V261H68L69 258L72 259L71 256H74L75 253H74L72 250H70L69 247H70V246L73 247V243H74V241H75L76 238H77V232H76L73 228H71V227L74 226L73 224H75V223L72 224L73 226H70V225H71V223H69L70 221L67 220V222H66V219L68 218V219L71 220V219H73V218H70V217H75V216H77L76 218H79V220H83L84 218L82 219L81 216L78 217V214H76V213H73V212L70 213L69 210H71V208H75L76 206L79 207L80 205H84V203L79 204V202H81V201L84 202V200H86L87 203H88V201H90L91 199H92V202L97 201L96 199H98L99 201H102L105 197H106L105 199H108V197H110L111 194L114 193L115 189H116L117 187L120 188V186L123 185V184H121V183L124 182L123 179L120 180V179H119L118 177H116V176H115V178H114V176H113L111 173L107 174L108 172H104V173H105V176H104V175H101V174H104V173H100V174L98 173L99 176H97V177L95 176V177H94L93 175H97V172H95V170H94V171L91 173L90 170H88V169H90V166H91L90 164H94V161H92V159H91V160H90L91 162H89V160H88V158L90 159V158H92L93 156H90V157L88 156V157H87L88 153H89V155H90V154L92 155V152H93V149H92L93 147H92V148H89L88 145H87V143L89 142L87 139H89V137H90L91 135H98V136H99L100 133L103 134L102 136H104V133H102V132L105 130V127H106V129L109 128L110 130H112V127L114 126V122H116V121L113 122V119H114V118L111 119V121H110V118H108V117L105 115V113H103V110H104V112H105V109H107V108L109 107V106H107V104L110 105L109 103H104V104H103V105H104L103 108L101 107L103 102H102V103L99 102L100 104L97 103L98 105H101V106H97L96 104H92L94 101H90V99L88 100L87 98L85 99L86 96L88 97L87 91H86V93H85L84 89H81V88L79 87V86H81L82 88L84 87L85 89H87V86L89 87V84H90V82L92 81V78H91L92 75H91L89 69L86 67L85 64L82 63V61H83L84 63H86L87 61L90 62L91 59L89 60V58L92 57V55L88 54V55H87L88 57H86V56H79L78 54H76V53H79V50L81 49V46H83V43L85 44V40H86V39L84 38V39H85V40H84L83 38H78V40H77L76 38H74V39H75V40H74L73 38H72V39H71V38H68V39H70L69 41H66V40H68V39H65V40L62 39V42H63V43L61 42V38H60V39L58 38L59 40H57V42H55V40H53V39L55 38V35H57V34H55L54 31L58 30V29L55 30V28L58 27V24H59L60 22H61V25L59 24V27H60V26H62V27H60L58 31H64V30L66 31V29L68 30V29L70 28V26L67 24V22H66V24H67L68 26L65 25V27H63V26H64V22H62V21H58V20L54 21V20L56 19V17H57L58 12L62 11V10H61V9H62L61 6L65 3V2H64L65 0L62 1L63 3H62V2L60 3ZM72 1H73V3H72ZM80 1H81V0H79V3H78V1L76 0V1H75V2H76V5H75V3H74V0H71V4H68V3H70V0H69V2L66 1L67 3H65V5H67V4H68V5H71V7L67 5V6H65L66 8H64V10L66 11V10L68 9V10H67V13H69V12L71 13L72 11L75 13V14L72 13V14L69 15V14H67V13L65 12L67 16L73 18V19L69 18V19H71V21L69 20L70 22L73 21L74 23H77V24H78L79 21L81 22L82 19H81V18H78V14H79L80 16H83L82 18L85 19V17H86V16H85L86 13H85V12H82V11H80V10H77V9H78L77 7H79L81 4H82V5H83V4H87V5H88V3H89V4H92V0H83V1H81V3H80ZM90 1H91V2H90ZM7 2H8V3H7ZM11 2H12V3H11ZM15 2H16V4H15ZM18 2H19V3H18ZM21 2H22V3L24 2V4H22ZM48 2H50L49 5H48ZM51 3H52L53 5H52ZM57 3L61 4V5L58 4V6H57L58 8H56ZM12 4L15 5V8L11 9V10H13V11L11 12L10 8H12V6L14 7V5H12ZM21 4H22V5H21ZM28 4H29L30 7L28 6ZM32 4H33V5H32ZM73 4H74V5H73ZM78 4H79V5H78ZM16 5H17V6H16ZM19 5H20V6H19ZM35 5L38 6V7H36ZM51 5H52L53 7H54V6H55V7L52 8ZM77 5H78V6H77ZM26 6H28V7H26ZM33 6H35L36 8H38V12H36L34 16L31 14V16H32V17H31V16H30V13L36 11V8L33 7ZM49 6L51 7L50 10H49V8H50ZM73 6H74V7H73ZM3 7L6 9V11H7L8 8H9V10L7 11V13H6V11H5L4 14H3L2 11L5 10V9H3ZM24 7H25L26 9H25ZM31 7H33V8L31 9ZM60 7H61V8H60ZM63 7H64V6H63ZM68 7H70V8H68ZM16 8H18V9H16ZM22 8H23V11L19 12V13H21V14H20L19 17H18V15H17L18 13H17V12L19 11V9L21 10ZM46 8H48V9H47L48 11H47V10H44V9H46ZM73 8H74V10H73ZM2 9H3V10H2ZM15 9L18 10V11H16ZM30 9H31V10H30ZM39 9H40V10H39ZM55 9H57V10H55ZM59 9H60V11H58ZM69 9H70L71 11H69ZM75 9H76L77 12L75 11ZM26 10H27V11H26ZM41 10H42V11H41ZM53 10H54V11H53ZM28 11H31V12L29 13L28 16H29V18L31 19L30 21H31L32 23H34V24H35V22H38L37 24H40V23H41V25H42V26L44 25L45 27L43 26V28H40V29H42V30H43V29H46V30H43V31H44V32H45V31H48V33H52L53 36L50 34V35H51L50 38H51V39L53 38V39L51 40V39H49V37H48L49 35L47 36V32H45V33L43 32V34H44V36H43V38H44V39H43V44H44V46H45V45H48V43L50 42V43H49L50 48H51V47L53 46V44H54L55 47L53 46V48H52L53 51L50 50V48H47V49L45 48L46 51H44L45 49H42V48H43V47H42L43 45H42V46H38V45H40V44L37 45V44L35 43V41H32V40L26 42V43H28V44H27V47H26V45H24V44H26V43H24V42L20 43V41H21V39H22V38H20V34H21V32H22L23 30L26 29V28H25V27H26V25H25L26 23H24L23 25H21L22 22H23V16H22V15H24L25 13L27 14ZM43 11H45V12H43ZM52 11L55 12V14H54ZM57 11H58V12H57ZM9 12H10V13H9ZM13 12H16V13H14V14L11 16V14H12ZM23 12H24V14H22ZM40 12H42V13H40ZM51 12H52V13H51ZM56 12H57V14H56ZM5 13H6V14H5ZM37 13H40V14H43V13H44V14H45V18H47V19L44 18V15H38V16L36 17ZM48 13H50V14H49V17H51L50 19H48L49 17H47ZM26 14H25V15H26ZM53 14H54V15H53ZM73 14H74V15H73ZM81 14H82V15H81ZM25 15H24V16H25ZM50 15H51V16H50ZM55 15H56V16H55ZM71 15H72V16H71ZM76 15H77V17H75ZM28 16H27V17H24V18H27V19H28ZM39 16H40V18H41V17L43 18V21H44V20L46 21V23H47L46 25H48L49 29H47L48 27L45 25V23H44L43 21L41 22L42 19L40 20V19H39ZM73 16H74V17H73ZM84 16H85V17H84ZM34 17H35V19L38 18L39 21L33 20ZM6 18H5V17L3 18V16L0 15V22L3 23L4 20H5L4 22H6V21H7ZM76 18H77V19H76ZM1 19H2L3 21H2ZM17 19H18V20H17ZM57 19H58V17H57ZM75 19H76V20H75ZM78 19H80V20L78 21ZM84 19H83V20H84ZM19 20H20L21 22H20ZM24 20H26V19H24ZM32 20H33V21H32ZM83 20H82V21H83ZM9 21H11V22H9ZM26 21H27V20H26ZM50 21H53V22H52L53 24H52ZM39 22H40V23H39ZM55 22L58 23L56 27L54 26V25H56ZM70 22H69V23H70ZM6 23H7V22H6ZM18 23H19V24H18ZM42 23H43V24H42ZM62 23H63V24H62ZM0 24H1V23H0ZM4 25H5V23H4ZM32 25H33V24H32ZM41 25H40V27H42ZM6 26H7V24H6ZM11 26H13V25L11 24ZM52 26H53V27H52ZM51 27H52V29H53V28H54V29L52 30ZM5 28H6V27H4L3 29H5ZM18 28H19V29H18ZM3 29H2V30H3ZM37 29H38V28H37ZM63 29H64V30H63ZM38 30H39V29H38ZM3 32H4V31H3ZM14 32H16L17 34L14 33ZM56 32H57V31H56ZM18 33H20V34H18ZM11 34H12V35H11ZM14 35H16V36H14ZM17 36H18V38L15 39V37H17ZM22 36H23V35H22ZM60 37H61V36H60ZM2 38H3V39H2ZM4 38H5V39H4ZM56 39H57V37H56ZM2 40H3L4 44H3ZM16 40H18V42H19V44L17 45L18 48H17L16 45L14 46ZM79 40H80V41H79ZM82 40H84V41H82ZM5 41H7V42H5ZM44 41H45V42H44ZM70 41H74V42L71 43ZM78 41H79V42H78ZM47 42H48V43H47ZM58 42H61V43H60L61 45H59V46H61L60 48H58V45H57V44H59ZM65 42H67V44H66ZM69 42H70V43H69ZM81 42H82V43H81ZM23 43H24V44H23ZM33 43H34V46H33ZM45 43H47V44H45ZM52 43H53V44H52ZM76 43H77V44H76ZM78 43H79V45H78ZM2 44H3V45H2ZM6 44H7V45H6ZM20 44H21V49L19 48ZM51 44H52V45H51ZM65 44H66V45H65ZM68 44H69V45H68ZM70 44H71V45H70ZM74 44H75V45H74ZM12 45H13V49H10V48L12 47ZM23 45H24V47H23ZM49 45H48V46H49ZM67 45H68V46H67ZM72 45H73V47H72ZM77 45L80 46V47H78ZM3 46H6V47H3ZM63 46H64V47H63ZM75 46H77L78 48H77V47L75 48ZM28 47H29V49L31 48V50H29ZM33 47H36V48H33ZM56 47H57V48H56ZM65 47L68 48V49H66ZM2 48H3V49H2ZM7 48H9V50H8ZM25 48H27L28 50L25 49ZM38 48H40V49H39V52H38V50H37ZM62 48H63V49H62ZM73 48H74V49H73ZM17 49H20V50H17ZM23 49H24V50H23ZM54 49L57 50V51H59V54L62 55V56L60 55V58H61V57H64V55H66V57H65L66 59L64 58L66 61H65L63 58H62V61H59V60H61V59L57 60V57H58L59 54H58V55H54V54L58 53V52H56ZM69 49H70V50H69ZM75 49H76V50H75ZM77 49H78V52H77ZM12 50H17V51H16V52L13 51V52L15 53V54H14V53H12ZM35 50H37L36 52H37V55H38V56H37L36 58H37V59L39 58L37 61H38V64H39L40 66H38L37 64H36L35 66H33V64H35L37 61L34 62V59H31V60H30V58L34 57V56L31 55V53H32L33 51H35ZM49 50H50L51 52H50ZM68 50H69V51H68ZM26 51H27V52H26ZM43 51H44V53H43ZM54 51H55V53H54ZM17 52H21V53L16 54ZM46 52H48V53H47L48 56H47ZM63 52H64V53H63ZM70 52H72L73 54L79 56L80 59L78 60V63H79V66H78V67H80V65H81L82 68H80V69H82V70H80L79 68H75V64H76L75 61L77 62V58H78V56H77L76 58H73V55H72V53H70ZM11 53L13 54V55L11 56L12 58H9L10 55H11ZM23 53H24V55H23ZM53 53H54V54H53ZM62 53H63L64 55H63ZM69 53H70V55H72V57H70L71 60L68 59V58H69ZM29 54H30V55H29ZM32 54L34 55L35 53L33 52ZM43 54H44L45 56H47V57H50V58H49L50 60H49L48 58H46V57L43 58V56H44ZM26 55H29V56H26ZM49 55H51V56H49ZM75 55H74V57H75ZM3 56H5V57H3ZM17 56H19L20 58L17 57ZM56 56H57V57H56ZM67 56H68V57H67ZM25 57H30V58H28V60H27V58H25ZM41 57H42L43 59H41ZM5 58H6V59H5ZM15 58H16V59H15ZM34 58H35V57H34ZM36 58H35V60H36ZM51 58H52V59L54 58V60H56V62L59 61V63H60L61 65H64L65 68L62 67V69H61V65H60L59 63H56V62H54L55 65H54V63H52V65H51V63L48 62V61H51V62L54 61V60H52ZM58 58H59V57H58ZM72 58H73L74 60H73ZM81 58H82V59H81ZM85 58H88V60L85 59ZM9 59H10V62L8 61ZM11 59H12V60H11ZM42 60H43V63H42ZM63 60H64V62H63ZM67 60H68V61H67ZM81 60H82V61H81ZM85 60H86V61H85ZM16 61H17V62H16ZM27 61H28V63H30V61H32V62H31L32 64L30 63L29 66H28ZM46 61H47V62H46ZM70 61H71V62H70ZM79 61H81V62H79ZM62 62H63V63H62ZM67 62H70V63H68V65L66 66ZM73 62H74V64H73ZM9 63H10V64H9ZM47 63H48V65H47ZM49 63H50V65H49ZM65 63H66V64H65ZM71 63H72V64H71ZM26 64H27V65H26ZM56 64H59V65L56 66ZM25 65H26V66H25ZM44 65H45V68L42 67V66H44ZM46 65H47V67H46ZM70 65H72V66H71V67H68V66H70ZM2 66H3V68H2ZM11 66H12V68H11ZM30 66H31V67H30ZM36 66H37L38 68L40 67V69H42V71H41V70H40V71H39V70H38V71H37V70L35 71V69H37ZM53 66H55L56 68H54ZM191 66H192V65H191ZM191 66H190L189 68H191ZM6 67L8 68V69H7V72H8V73H6V70H5ZM9 67H10V68H9ZM33 67H34V68H33ZM48 67H51L52 69H51V68H48ZM57 67H59V69H58ZM72 67H74L73 70L71 69ZM76 67H77V66H76ZM84 67H85V68H84ZM192 67H193V66H192ZM25 68H26V70L24 71L23 69H25ZM30 68H32V69H30ZM47 68H48V70L51 69L52 71H53V69H55L56 72H54V74H52V73L50 74V70L48 71ZM63 68H64V69H63ZM66 68H67V70L70 68V71H69V72L66 71V70H65ZM83 68H84V69H83ZM16 69H17V70H16ZM193 69H194V70H197V73H198L199 78L202 77V72H201L202 69L200 70L199 67H197V68L194 67ZM193 69H192V70H191V69H189V70L187 69V70H186V72H188V73H186V74H187V77L190 76L188 79H191V76H192L191 74L194 75L195 72L193 71ZM12 70H14V73H15V74L13 73ZM21 70H22V72L24 71V72H23V75H22ZM27 70H28V71H27ZM31 70H34L35 72H34V71L31 72ZM60 70H63V71H65V72L62 74L61 72H63V71L60 72ZM71 70H72V71H71ZM75 70H78V71H79L80 77H78V72H77V74H75V73H76ZM190 70H191V71H190ZM74 71H75V72H74ZM81 71H82L83 74L80 73ZM88 71H89V73H88ZM27 72H29L28 75H27ZM33 72H34V73H33ZM39 72H40V73H39ZM66 72H68L67 75H66ZM73 72H74V73H73ZM189 72H191V73H189ZM31 73H32V75H31ZM41 73H42V74H43V73H44V74L47 73L48 75H47V74H46V75L49 76V77H51V75H52L56 80H60L61 78H63V79H61V81H59L60 84L62 85V87H61V88L58 87V86H60V84L54 86L53 84H50V83H48V84H49V86H48V85H47V82L45 83V82H43V80H41L42 77H41V79L37 80V79L35 78V76H38V75L41 74ZM55 73H56V74H55ZM70 73H71V75H69ZM4 74H6L5 77H3ZM13 74H14L15 76H14ZM24 74H25L26 76H25ZM34 74H37V75L34 76ZM44 74H43V75H44ZM29 75H31V76H29ZM75 75H76V76H75ZM90 75H91V76H90ZM40 76H41V75H40ZM59 76H60V77H59ZM64 76H65V77H64ZM84 76H85V77H84ZM198 76H197V77H198ZM10 77H11V79H9ZM17 77H18V78H17ZM77 77H78L79 79H78ZM197 77H195V78L192 80V81H193V82H192V85H195V86H196V83H197V81L199 80ZM3 78H4V79H3ZM33 78H34V79H33ZM67 78H69L70 81H69V80L67 81ZM88 78H90V81H89ZM192 78H193V77H192ZM12 79H13L14 82H13V83H10V82H12ZM76 79L79 80L78 82H79L80 84H79L78 82H75V81H77ZM80 79H81V80H80ZM84 79H85V80H84ZM86 79H87L88 81H86ZM3 80H4V81H3ZM5 80H6V81H7V80H11V81H7V82H9V83L6 84V81H5ZM34 80H35V83H34ZM36 80L39 81V82H37ZM2 81L5 82V83H3ZM15 81H16V82H15ZM17 81H18V82H17ZM41 81H42V82H41ZM71 81H72V82H71ZM81 81H83V82L81 83ZM85 81H86V82H85ZM26 82H27V83H26ZM28 82H29L30 84H29ZM59 82H58V83H59ZM14 83H15V84H14ZM36 83H37V84H36ZM73 83H74V85H72ZM77 83H78V84H77ZM85 83L87 84L86 87L83 86V85H86ZM152 83H153V84H152ZM199 83H200V85H201L200 80H199ZM199 83H197V86H196V87H197L198 90H201L202 88L199 89V87H201L202 85L199 86ZM12 84H14V86H13ZM28 84H29V85H28ZM39 84H40V85H39ZM82 84H83V85H82ZM3 85H4V86H3ZM41 85L47 87L46 89H43V90H45L44 93L41 92V91H42L41 89L43 88V87L41 88ZM46 85H47V86H46ZM52 85H53V88H51ZM75 85H79L78 88H77V86H75ZM148 85H149V86H146L145 89H146V91H148V90L150 91V89H151L150 92H152V93H158L159 91L162 92V93H166V92H170V91L172 90V88H173V89L175 88L173 92L171 91L172 93H176L177 91H178V92L181 91L180 87L176 86V87H172V88L169 89V90H166V92H165V91L163 92V91H161L162 88L160 89V88H159L160 86H158L157 83L154 82V81H153V82L151 81ZM152 85H153V86H152ZM10 86H11V87H10ZM71 86H73V87H71ZM74 86H75L76 88H75ZM91 86H92V84H91ZM91 86H90V87H91ZM1 87H2V88H1ZM31 87H33V88H31ZM69 87H70V89H69ZM153 87H154V88H153ZM177 87H178V88H177ZM11 88H12V90H11ZM39 88H40V91H39V92L41 93V95H40V94L38 95V92L36 91V90H39ZM54 88H55V95L57 96L58 93L60 92V93H59V96L62 97V98H61L62 100L60 99V97H57V98H59L58 100H60V101H58L57 98H56V96L53 95V96L56 98V101H54L55 99H54V97H53L52 99H53V101L55 102V104H54L55 106H53V105H52V106L55 107V109L52 110V111H53V112H52L53 114H52V113L50 112L51 110L46 111V107H45V103H44V102H46V101L48 100L47 103H46V106H48V107H49L51 104L54 103V102H53V103L50 102V101H52V99L49 100V99H50V96H51V95H50L51 92L49 93L50 96L47 95V94H45V92H46V93L49 92L50 89H52V92H54ZM56 88L59 89V90L56 91ZM62 88H63L65 91H64ZM66 88H67V89H66ZM72 88H74L73 91H74L75 93L71 90ZM28 89H29L30 91H27ZM32 89L34 90V92H32V91H33ZM35 89H36V90H35ZM75 89H77V90H78V89H81L80 91L83 90V92H81V93L79 92V93L77 94L76 92H78L79 90L76 91ZM157 89H158V90H157ZM176 89H177V90H176ZM178 89H179V90H178ZM6 90H8V92H7ZM9 90H11V91H9ZM47 90H48V91H47ZM153 90H154V91H153ZM163 90H164V89H163ZM213 90H214V91H213ZM215 90L217 91L216 87H213V89L210 90V92H209V90L206 91V95H210V93H213L214 95H216L215 93H217V92H216ZM4 91L7 92V94H6ZM23 91H24V92H23ZM25 91H27V93L29 92V93H28L29 95H26L27 93H26ZM70 91H72V92H70ZM211 91H212V92H211ZM20 92H23V93H24V94L21 93V94H22V95H21L22 97H24V96L26 95V97H24V98H26V99L23 98L24 101H22V102H21V99H22V98H20L21 96L19 95ZM31 92H32V94H31ZM56 92H57V93H56ZM66 92H70L71 94H70V93L68 94V93H66ZM160 92H159V93H160ZM207 92H208V93H207ZM8 93H9V95H8ZM10 93H11V95H10ZM14 93H15V94H14ZM25 93H26V94H25ZM33 93H35V94H33ZM65 93H66V94H65ZM84 93H85V96H82ZM4 94H5V95H4ZM16 94H17V95H16ZM30 94H31L33 97L36 95L38 99L35 98V97H34V98H35V99H34ZM42 94L47 95L48 97H47V96H44V95H42ZM52 94H54V93H52ZM61 94H62V95H61ZM79 94H80V96L83 97V98H81V97L79 96ZM217 94H218V93H217ZM6 95H7V98H6ZM1 96H3L4 98L1 97ZM19 96H20V97H19ZM29 96H30L31 98H30ZM63 96H64V97H63ZM10 97H11V98H10ZM41 97H42V98H41ZM46 97L49 98V99L46 100ZM70 97H71V98H70ZM27 98H28V99H27ZM40 98H41V100L44 98V100H43L44 108H43V104H41L42 101L39 100ZM63 98L66 99V100H64ZM88 98H89V97H88ZM19 99H20V101H19ZM36 99H37V100H36ZM71 99H72V100H71ZM82 99H83V100H82ZM31 100H33L34 102L36 101L35 104H34V102L32 103ZM86 100H87V101H86ZM212 100H213V101H212ZM37 101H39L40 104H41V105H39V107L37 106V104H39V102H37ZM62 101H65V102H62ZM67 101H68V102H67ZM72 101H73V102H72ZM83 101H84V102H83ZM89 101H90V104H89V107H88V105H85V104H88L87 102H89ZM218 101H219V99H217V101L214 100V99H211L210 102L208 103V104H210V103H211V104H210V105L207 104V107H210V106H211V107H214V106H216V107H220V106L222 105V103L219 104V106H218V105H216V103H217ZM24 102H25V103H24ZM49 102H50V103H49ZM56 102H57V103L59 102L60 105H61L62 103H64V105H65L66 108L68 109V113H67V110H65L66 108L64 107V105H63V107H62L61 109H58V108H60V105L56 104ZM60 102H62V103H60ZM74 102H75V103H74ZM85 102H86V103H85ZM91 102H92V103H91ZM18 103H20V104H21V103H24L25 107H24V105H22V104L20 105V104H18ZM48 103H49V104H48ZM65 103H66V104H65ZM69 103H70V104L73 103V104L70 105ZM78 103H79L80 105H79ZM82 103H83V104H82ZM95 103H96V102H95ZM213 103H215V104H213ZM1 104H2V107H1ZM5 104H6V105L8 104V106H6ZM9 104H10V105H9ZM15 104H17V107H16ZM33 104L36 106L35 108H33V106H32ZM47 104H48V105H47ZM68 104L70 105V107H68V106H69ZM75 104H76V105H75ZM91 104H92V105H91ZM105 104H106V105H105ZM4 105H5L6 107H5ZM81 105H82V106H85L86 109H85V107H84V109H83V107H82ZM213 105H214V106H213ZM262 105H263V106H262ZM20 106L22 107V109H20V108H21ZM40 106H41L42 108H41ZM58 106H59V107H58ZM61 106H62V105H61ZM71 106H72V107H71ZM73 106H75L76 108L73 107ZM77 106H78V107H77ZM95 106H96V107H95ZM110 106H111V105H110ZM135 106H136V105H135ZM4 107H5V109H4L5 112H3V109H2V108H4ZM7 107H9L10 110H11L12 108H13L14 110H12V111L9 110V111H8V110H7V109H8ZM27 107H28V108H27ZM31 107H32V108H31ZM37 107H38V108H37ZM48 107H47V108H48ZM53 107H52V109H53ZM79 107H80V110L78 109ZM81 107H82V108H81ZM91 107H95V108H96V111H97V109H98L97 113H96V111H95V108H91ZM111 107H112V106H111ZM139 107H140V106H136V107L134 108V106H133V107H132V111H133V112L135 111V112H134L135 115L138 114V115L141 116L142 114H145L146 118H145L144 115H142L143 117H140V120L143 118V123L146 124V122H147V124H148V125L146 124V126H147V130L150 129V130H148V132L150 131V133H152V134H150L151 136H152V135H155V136H156V134H157L156 137H155V136H153V137L150 136V138H146V139H142V140H141V144H140V145H141L142 147H140V148H141V150H143L142 153H143L144 156L141 155V151H134V154H133V155H135V156H134V157H135V158H134L135 160L138 159V160H139L138 162L144 164V166H143V165L141 166L140 163H139V166H138V165H136V166H138L139 168H142V169H147L149 175L152 173L151 175H152L153 180L155 179L154 177H156V179H157L156 182L154 181L155 183L151 181V183H152L153 185H155V187H154L152 184H150V187H149V189H150L149 192L151 193V194H150V199L152 200L151 196L154 197V199L152 200V201H154V202L151 203V206H152V207H150V209H149L150 214H153V213L155 212L154 209H155V208H158L159 205H160V206H164V207L167 206V208H168V207H169V204H170V207H171V203H172V208H173L174 206H177V205H178V204H177L178 202H179L180 204H182V203H181L182 200H183V204H185V203L187 202L186 204H188V206H189V203H190L191 201H190V202H189V201H186V202L184 203L185 198H183V197H186V195H183V194H185V193H184L185 191L182 190V189H180V188H181V185H182V187H184V185L187 187L188 184H187V183L184 184V182H188L190 176L187 174L186 176H188V177H186L185 174H186V172H187V173H188V172L191 173L192 171H194V168H195L196 165L198 164V163H197V164H194L193 162L190 163V160L193 159V158H195V157L198 158L197 156L200 157L201 155H196V154L188 153V152H185V151H184V153H183V151H181V150H182L181 148H183V147H181V148L179 147V149H178V147H177V148H175V147H171V142H172L173 139L175 138L176 132L173 131V130L168 129V126H169V125L166 126V123L169 124L170 122L167 120V118L169 117V115L167 116L166 119L163 117V115L166 114V113H165L166 111H165V108H164V107H162V106H159V107H158V106H155L154 108H156V109L151 108L150 110L153 109V112H154V113H153L152 111H150V110H149V111H145L144 108L142 109V107H140L141 109H139ZM160 107H162V108H160ZM211 107H210V108H211ZM222 107H224V104H223ZM25 108H26V111H27V109L30 108V110L26 112V113L29 112L28 114L25 113ZM39 108H41V109H39ZM50 108H51V106H50ZM64 108H65V109H64ZM89 108H90V109H89ZM104 108H105V109H104ZM136 108H137V109H136ZM16 109H17V110H16ZM35 109H37V110H35ZM42 109H43V111H46L47 113L49 112V114H47V113H46L47 115L43 114V112H41ZM57 109L59 110V113H58L59 115H58V114H57V115L54 114V112H55V113L57 112ZM62 109H63V110H62ZM72 109H73V110H72ZM76 109H77V110H76ZM82 109L84 110L85 113H83V111H81ZM93 109H94V110H93ZM101 109H103V110H101ZM138 109H139V110H138ZM157 109H158V110H157ZM159 109H160V110H159ZM261 109L264 110V102H262V104H261ZM15 110H16V112H14ZM38 110H39V111H38ZM55 110H56V111H55ZM61 110H62V111H61ZM64 110H65L66 112H64ZM69 110H70V111H69ZM87 110H88L89 112H86ZM91 110H92V111H91ZM142 110H143L144 113H142ZM154 110H156L159 114L157 115V113H155L156 111H154ZM21 111H24L25 115H23L24 113L22 114ZM75 111H76L77 113H75ZM78 111H79V112H78ZM90 111H91V112H90ZM94 111H95V114H97V115H95L94 113H92V112H94ZM99 111H100V112H99ZM101 111H102V114H103V115L101 114ZM221 111H222V112L224 111V112L227 114V116H226V114H225L224 112L222 113ZM10 112H11V113H10ZM37 112H39L41 115H40V114H37ZM80 112H81V114H80ZM98 112H99L100 114H99ZM138 112H140V113H142V114H140V113H138ZM145 112H146V113H145ZM148 112H149V114L151 113L149 116H148ZM204 112L207 113L206 115H208V113H209V112H207L206 109H205V111H202V113H204ZM220 112H221V122H223V123H226V124L228 123V124H229V122H232V124H233V121H234V120H236V121L238 120V117L236 116V113H234L233 111H230V112H231V113H230L229 111H227V109L224 108V109L222 110V108H221ZM263 112H264V111H263ZM9 113H10L11 115H13V119H11V115H10ZM12 113H13V114H12ZM20 113H21L23 116H22ZM30 113H31V114H30ZM44 113H45V112H44ZM60 113H61V115H62V113H63V116H60ZM66 113H67V114H66ZM69 113H73V114H75V115H77V116H79V114H80L81 118H78V117L76 116V117L78 118V121H77V118L75 119V115H74V118H72L73 115L70 116L71 114H69ZM87 113H88V114H87ZM176 113H177L178 115H177ZM205 113L203 114L204 116H205ZM6 114H9V115H6ZM16 114L18 115V117H16V116H17ZM32 114H33V115H32ZM35 114H36V115H35ZM68 114H69V116H68ZM92 114H93V115H92ZM155 114H156V116H155ZM161 114H162V116H160ZM174 114H175V115H174ZM174 114L172 113V116L174 115V116H176V117H175V118L173 117V120H175V119L177 120V118H179L180 115H181V117L183 118L182 114H181L180 112H178V111H177V112L174 111ZM222 114H223V115H222ZM224 114H225V115H224ZM230 114H231V116H230ZM3 115H4V116H3ZM20 115H21V116H20ZM39 115H40V116H39ZM43 115H44V116H43ZM66 115H67V116H66ZM85 115H86V116H85ZM94 115H95V116H94ZM99 115H100V116H99ZM153 115H154V116H153ZM170 115H171V114H170ZM1 116H2V117H1ZM7 116H8V117H7ZM19 116H20V117H19ZM26 116H27V118H26ZM28 116H29L30 119H28ZM33 116H34V118H33ZM64 116H65V117H64ZM84 116H85V117H84ZM151 116H152V117H151ZM158 116L161 117V118H158L159 120L157 119ZM222 116H223V117L225 116V117L223 118ZM15 117H16V118H15ZM21 117H22L23 119H22ZM31 117H32V118H31ZM38 117H39V118H38ZM47 117L49 118V121H47V124H51V125H49V126L46 124V120L48 119ZM62 117H63V119H62ZM69 117H70V119H69ZM94 117H95V118H98L99 120H98V119H95ZM102 117H104V118L107 117L108 120H109V122H108V120H104ZM165 117H166V116H165ZM228 117H229V118H228ZM8 118H9V119H8ZM55 118H56L57 120H56ZM67 118H68V119H67ZM71 118H72V120H71ZM83 118H84V120L87 119V118H88V119L84 121ZM89 118H90V120H89ZM107 118H106V119H107ZM152 118H153V120H152ZM154 118H155V122H154ZM227 118H228L229 120H227ZM15 119H18V120L15 121ZM21 119L23 120V122H25V121L28 122V124H27L26 122L23 123ZM25 119H26V120H25ZM41 119H42V120H41ZM51 119H52V121H51ZM58 119H59V120H58ZM60 119H61V120H60ZM73 119H74V120H73ZM81 119H82V120H81ZM101 119H102V120H101ZM156 119L158 120V122H157ZM161 119H162V120H161ZM171 119H172V117H171ZM171 119L169 118V120H171ZM179 119H180V118H179ZM1 120H2V121H1ZM8 120H9L10 122H8ZM39 120L42 121V122H41V125H40V121H39ZM54 120H55V122H54ZM62 120H65V122L62 121ZM67 120H68V121L70 120L71 122L69 121V123H67ZM79 120H80V122H79ZM88 120H89V121H88ZM100 120H101V122H98V121H100ZM114 120H116V119H114ZM146 120H147V121H146ZM173 120H172V122H173ZM222 120H224V121H222ZM226 120H227V121H226ZM232 120H233V121H232ZM6 121H7L6 125H5V123L2 125V122H6ZM12 121H13V122L15 121V124L17 125V127H15V129H21L20 131L18 130L19 132L16 131V132H18L17 134H16V132L14 131L15 129H13L14 127H12V126H14V125H12V126L10 125V124L12 123ZM32 121H34V122H32ZM61 121L63 122V124H62ZM74 121H75V122L77 121V122H76V123H73ZM94 121H95V122H94ZM150 121H151V124H149ZM159 121H160L161 123H160ZM165 121H166V122H165ZM228 121H229V122H228ZM236 121H234V124H235L234 131H236L237 136H239L240 134H239L237 131H238V129H239L240 126H239V124H238ZM53 122H54V123H53ZM58 122H59V126H58ZM78 122H79V125H78V126H79L80 130H78V126H74V125L77 124ZM164 122H165V123H164ZM172 122H171V123H172ZM31 123H32V124H31ZM33 123H34V125H33ZM36 123H37L38 125H40L39 128H38V125H37ZM43 123H45L44 126H45L46 128H45L44 126L42 127ZM65 123H67V124H65ZM70 123H73V125H72V124L70 125ZM94 123H95V124H94ZM98 123H99V125H98ZM102 123H103V125L101 126ZM152 123H153V124L155 123V124L153 125ZM157 123H159V125H158ZM171 123H170V124H171ZM184 123H185V122H184ZM189 123H191V122H189ZM219 123H220V122H219ZM223 123H222V126H221V127H222V129H223V127L225 126V129H226V125L223 124ZM236 123H237V124H236ZM8 124H9V125H8ZM30 124H31V125H30ZM53 124L57 125V127H56L55 125L52 126ZM64 124H65L66 126H65ZM80 124H81V125H80ZM86 124H87V126H86ZM161 124H162V125H161ZM163 124H165V125L163 126ZM182 124H183V123H181V125H182ZM187 124H188V123L184 124V125L186 126V128H185L184 125H183L182 127H184V129H183L184 131L187 130V132H185V134L187 135L186 138H189V139H187V140H189L188 142H189V143H192L193 140L195 139L194 136H195L196 134H198V132H197L198 130L196 131L198 125L196 124L197 126H195L194 123H191L190 125H193V126L190 127V125H189V124L187 125ZM232 124H231V125H232ZM4 125H5V126H4ZM18 125H20V126H18ZM21 125H23V126H21ZM32 125H33V127H32ZM35 125H36V126H35ZM84 125H85V126H84ZM88 125H89V126H88ZM94 125H95V126H98V127L101 126V128L95 127ZM104 125H105V126H104ZM108 125H110V127L107 128ZM150 125H151V126L153 125V127H150ZM229 125H230V124H229ZM3 126H4V127H3ZM47 126H48V129H47ZM63 126H64V127H63ZM67 126H70V127H67ZM71 126H72V128H71ZM81 126H84V128L81 127ZM92 126H93V127H92ZM111 126H112V127H111ZM154 126H155V127H154ZM188 126H189V127H188ZM194 126L196 127V129H195ZM217 126H218V124H217ZM217 126H216V128H217ZM232 126H234V125H232ZM41 127H42V129H41ZM52 127H54L53 133H52V129H53ZM85 127H86V128H85ZM156 127L159 128V129H157ZM165 127H166V128H165ZM192 127H193V128H192ZM219 127H220V125H219ZM219 127H218V128H219ZM221 127H220V129H221ZM1 128H3V129H4V128H7V130H6V129L3 130V129H1ZM29 128H30L31 130H30ZM37 128H38V129H37ZM43 128H44L46 134H47L46 129L49 130V132H48V136H47V135L45 136L46 139H47V141H48V138H49V137H50V139L54 137V139H56V140H54V139L50 140V139H49V141H50V142L48 141L49 143L46 142V141H45V143H44V140L42 139V137H44V136H43V135H44V130H43ZM50 128H51V130H50ZM55 128H57V129H55ZM66 128H67L68 130H67ZM69 128H71V129H69ZM73 128H74V129L76 128V131H75ZM88 128H92V129L94 128V130H95V128H96L97 132H98V129H99L100 133L97 134L96 130L93 132L91 129H88ZM97 128H98V129H97ZM160 128H161V129H160ZM163 128H164V129H167V130H164ZM198 128H199V127H198ZM216 128H214V132H217V130L215 131ZM218 128H217V129H218ZM72 129H73V130H72ZM81 129H82V130H81ZM102 129H104V130H102ZM113 129H114V127H113ZM153 129H154L155 131L157 130L156 134H155V132H154ZM162 129H163V131H162ZM193 129H194V131H193ZM220 129H218V130H220ZM10 130L13 132V134L15 133V135H13L14 138H16L18 134H20V136H19L20 138L17 137L18 140H19V142H18L17 139H16V142H17L16 144H18V146H16L15 142H13V141H15V139H14V138H11V131H10ZM33 130H35L36 135H37V132H39V130H40V132L38 133V136H36L35 133H33L35 136L32 135V131H33ZM37 130H38V131H37ZM58 130H59V131H58ZM168 130H169V131H168ZM212 130H213V128H211L210 131L212 132ZM223 130H224V129H223ZM21 131H22V132H21ZM27 131H28V132H27ZM57 131H58V133H56ZM62 131H63V132H62ZM70 131H71V134H70ZM73 131H74V134L72 135ZM81 131H82V133H81ZM83 131H85V132L87 131V132H88V133L86 132L87 138L85 137V136H86L85 134H84L85 136H83ZM91 131L93 132V134H91V133H92ZM116 131H117V130L115 129V130H114V133H115ZM164 131H166V132H168V133L170 132V134H167V133H166L167 135H171L172 133H174V134H172V135H174V138H173V136H170V137H172V138H168V139H167L168 136H167L166 134H164ZM192 131H193L194 133H193ZM195 131H196V133H195ZM210 131H209V132H210ZM4 132H5V133H4ZM7 132H9L10 134H7ZM24 132H25V135L28 137V139H27L26 136H24ZM33 132H34V131H33ZM54 132H55V133H54ZM61 132H62L63 134H61ZM67 132H68V133H67ZM75 132H76V133H75ZM78 132H79V133H78ZM153 132H154V133H153ZM160 132H161V134L159 135ZM162 132H163V133H162ZM214 132H213V133H210L211 136H212V134H213V136H214V134H216V133H214ZM21 133H22V134H21ZM40 133H41V134H40ZM51 133H52V136H51ZM65 133H67V136H65V135H66ZM89 133H90V135H89ZM94 133H95V134H94ZM28 134H29V135H28ZM49 134H50V135H49ZM60 134L62 135V136H61L62 141H60L61 139H59V141H58V139H57V138H60V137H59ZM68 134H69V135H68ZM79 134H81V135L83 136L82 138L84 139L85 142H87V141H88V142H87V143H83V142H82L83 139H79V138H81V135H80L79 138H77V135L79 136ZM163 134L166 135V136H165L166 138L164 137L165 139L162 138ZM193 134H194V135H193ZM39 135H41V136H39ZM53 135H54V136H53ZM55 135H56V136H55ZM63 135H64V136H63ZM88 135H89V136H88ZM161 135H162V136H161ZM186 135H185V136H186ZM2 136H3V137H2ZM8 136H9V137H8ZM13 136H12V137H13ZM32 136H33V137H32ZM57 136H58V137H57ZM69 136H70V137L73 136L74 138H73V137H71V138L74 139V143H75V141H76V143H77V144H76V143H75V144L72 143V145H71V149L73 148L72 150L70 149V145H68V144H71V140H72ZM7 137H8V138H7ZM21 137H22V138H21ZM23 137H25V138L27 139V141H26V139L23 138ZM31 137L33 138V140H31V139H32ZM64 137H65V138H64ZM75 137H76V138H75ZM160 137L163 139V140H162L163 142L160 141V142H157V143H158V144H159V143H162V144L165 146V144H166L168 141H171V142H168V144L170 145L169 147H171L169 150L173 149L171 152H173L174 149L176 150V152L178 151V152L180 153V155L178 154V152L176 153L175 151H174V154L176 153L175 156L177 155V157L181 156L180 159H178V158L176 159L175 156H174V160H173V158H170V155L172 154L170 151H166V152H164L165 149H164V147L162 146V144L158 145L156 142H154V141H156L155 138L158 139V138H160ZM192 137H193V138H192ZM9 138H10V139H9ZM36 138H37V140H39V141H37V143H38V142L41 143V141H42V144H41V145L36 143V141L34 140V139H36ZM38 138H39V139H38ZM101 138H102V137H98V141L101 140L99 143L101 144V142H103L102 144H104V141H103L104 138H102V139H101ZM153 138H154V139H153ZM161 138H160V139H161ZM210 138H211V137H210ZM210 138H209V139H210ZM223 138H224V136L221 135L220 138H219L220 141H218V143H217V142H216L217 140L215 141V140H214L215 138L212 137V138H211L212 140H210L209 142H211L210 144H212V145H215V144H218V145H219V144H221V143L223 142V143H222L223 146H222V145H219V146H218L219 151H220V152L222 151L221 153H223V152L227 153V151H226V150H227V146H226V150L223 151V148H225V147H224V142H225V141L227 142V139H226L227 137H225L224 141L222 140ZM44 139H45V138H44ZM46 139H45V140H46ZM92 139H93V138L90 137L89 140H91L90 142L92 143V145L94 144V145H93L94 147H95V144H96V145L99 144L97 140H92ZM94 139H97V138H94ZM149 139H150V140H149ZM190 139H191V140H190ZM7 140H8V141H7ZM9 140H10V142H9ZM40 140H41V141H40ZM65 140H67V141L65 142ZM68 140H70L69 143H68ZM79 140H80L82 143L79 144V142H80ZM86 140H87V141H86ZM146 140H147V141H146ZM151 140H152V141H151ZM21 141H22V142H21ZM30 141H31V142L34 141L35 143L33 142V144H31V146H28V145L30 144V143H29ZM51 141H52V142H51ZM54 141H55V143H54ZM106 141H107V140H106ZM106 141H105V142H106ZM143 141H144V143H143ZM148 141H149V143H148ZM158 141H159V140H158ZM195 141H196V140H195ZM195 141H194V142H195ZM213 141H214V142H213ZM221 141H222V142H221ZM12 142H13V143H12ZM20 142H21V145L19 144ZM56 142H57V143H56ZM58 142H63L65 145H64L63 143H58ZM72 142H73V140H72ZM93 142H94V143H93ZM108 142H109V141H108ZM151 142H152V143H151ZM194 142H193V143H194ZM220 142H221V143H220ZM6 143H7V145H6ZM8 143H9V144L11 143V145H12V144H13V145H12V146H11V145H8ZM22 143H23V145L26 143V144H25L26 147H24L25 145L23 146ZM50 143H51V144H50ZM67 143H68V144H67ZM142 143L144 144V146H143ZM155 143H156L157 146H156V145L153 146ZM164 143H165V144H164ZM14 144H15V145H14ZM27 144H28V145H27ZM34 144H35V145H34ZM36 144H37V145H36ZM81 144H83V145H81ZM85 144H86L87 146H86ZM111 144H112V143H111ZM172 144H174V143H172ZM33 145H34V148H33ZM47 145H48V146H47ZM49 145H50V146L52 145V146H51L52 148H49V147H50ZM63 145H64L65 147H64ZM73 145H75V146H78V145H79V146L77 147V151L80 152V153H78L77 151L75 152L74 148L76 149V147H74ZM92 145H90V147H91ZM145 145H147L146 148L149 147V148H148L149 150H148V149H145ZM148 145H149V146H148ZM150 145H152V146H151V150H150ZM190 145H191V144H190ZM8 146H10V147H8ZM15 146H16V147H15ZM39 146H41V147H39ZM53 146H54V148H53ZM82 146H86V148L83 147V148H84V149H83V148H81ZM100 146H101V145H100ZM110 146H111V145H110ZM110 146H108V148H109ZM166 146H168V145L166 144ZM166 146H165V148H166ZM221 146H222V147H221ZM6 147H7V149H10V150L7 151V150H6ZM11 147H13V148H15V149H13V148H11ZM23 147H24V148H23ZM38 147H39V149H38ZM56 147H57V148H56ZM143 147H144V148H143ZM152 147H154V150H155V151L152 149ZM155 147H156V148H155ZM160 147H161V148H160ZM169 147H168V148H169ZM189 147H190V146H189ZM192 147H193V146H192ZM30 148H31V149H30ZM65 148H66V149H65ZM68 148L70 149L69 151H68ZM79 148H80V149H79ZM87 148H88L89 150H92V151H91V152H88V153L86 152L87 154L84 155L83 152H85V151L87 150ZM114 148H117V149L119 148L118 150H122V148H120V145H119V144L116 145L115 147H112V150H113V151L117 150V149L114 150ZM185 148H186V147H185ZM185 148H183V150H185ZM12 149H13L15 152H14ZM17 149L20 150V151L24 149L25 151H21L22 153H20V151H18ZM26 149H29V150H26ZM35 149H36V150H35ZM50 149H53V150H50ZM55 149H56V150H55ZM57 149H58V150H57ZM82 149H83V151H82ZM85 149H86V150H85ZM110 149H111V148H110ZM159 149H160V151H159ZM177 149H178V150H177ZM220 149H221V150H220ZM31 150H33L34 152L31 151ZM40 150H41L42 153H43V150H47V151H44V155L46 154L45 157H44V158L42 157L43 159L41 158V160H40V161L43 160L44 163H43V162L40 163V161L38 160V159H40V157L42 156V153L40 154ZM80 150H81V151H80ZM89 150H87V151H89ZM144 150H145V151L147 150L146 152H152V150H153L154 153H151V154L153 155V154L156 153L155 155H157V157H159V159L161 158V160H158L156 156H153V157H152V160H151L150 155H149L150 153L147 154V153L145 152V153H146V155H145ZM167 150H168V149H167ZM3 151H4V152H3ZM5 151H6V152H5ZM10 151H11V152H10ZM12 151H13L15 154H14ZM16 151H17V153H16ZM29 151H30V152H29ZM35 151H36V152H35ZM37 151H38V153H37ZM52 151H54V152H52ZM55 151H56V153H55ZM63 151H64V152L67 151V152H66L65 154H63V153H64ZM70 151H71V152H70ZM18 152H19V153H18ZM25 152H27V153L25 154ZM49 152H50V153H49ZM121 152H123V151H121ZM121 152L119 153V157H121V158H127V160H129V159L132 160L133 156H132V158H128L127 156H123L124 154L122 155ZM137 152H139V153H137ZM48 153H49V155H48ZM54 153H55V154H54ZM61 153H62L63 155H62ZM72 153H73V154H72ZM75 153H76V157H75V156H72V155H75ZM77 153H78V154H77ZM81 153H82V155H80ZM135 153H136V154H135ZM166 153H167V155H166ZM185 153H187V154H189V155H187V154H185ZM214 153H215V156L213 155ZM221 153L218 154V152H210V153H207L208 156H207V155H204V156L202 155V158H203V161H202V162H204L205 165H207V167H204V168H206V170H209V169H212V170H213V169H215V168L218 169V166H220L219 168L222 169V170L224 171L223 173H224L225 175H223V173L221 172V170H219V169H218V170L215 169V170H213L215 173H216V170L218 171L217 174H219V173L221 172L219 176L217 175V176H218L217 183H215V184H214V183H213V184H211V183H206V184H205V185H207L206 187H205V186H201V187H200V185H203V184H199V183H197V181L194 180L195 182H194L193 185H195V187L193 188V190H194V189H195L194 191H200V190H201L199 193H200V194H203V196H206L207 193H208L207 197H202V201H200L201 204H202V206H201V210H200V211H203L202 214L204 213V214L206 215V214L209 212V210H212L213 212L210 211L209 213H213V216H215L214 218L216 219V221L218 220V221H217L218 224L221 222L219 225H220V227H221L222 229L219 228L220 230H219L218 232L220 233V232L222 231L221 233L224 232V234H221V237L219 236V238L217 239V241L215 240L216 242L214 241V243H212V245L217 243L218 251L221 252V254H219V255H222V256L219 257L218 262H228V261H231V260H232V259H230V258L228 257L227 254L230 253V251H228V250H231V249L233 248V247H232L233 244L230 243V242H232V241H231V237H230V234H229V229H228L229 226L226 225L227 228L225 229V224H227V223H225V222H227L228 220H227V219H226V221H224V220H225V218H227V217L229 218V217H230V215L232 214V208H230V207L228 206V203H229V202H228V199H226L227 201H226V200L223 201V196H225V194H223V192L221 193V191H222V189H223V191H224V189H228L229 191L231 190V192L234 194V196L232 195V197H236V198H233L234 200L232 199V200H233V203H234V204H238V203H240L239 205H241V203H242V205H244V204H243V203L245 202L244 199H247V198H251V197H252V198H253L252 200H254V199L257 197V195H258V193H259L258 191H259L260 185H257V186H256V185H253V186H252L251 181H250V182H249V184L251 185V186H250V185H248V184H245V182L241 181V178H242V177H241L239 171H238V170L235 171V167H233V165L230 166V165H229L230 163L228 162V160H224V159H226V156H225L224 154L222 155ZM13 154H14V155H13ZM23 154H25L26 156L23 155ZM30 154H31V155H30ZM34 154H35V155H34ZM38 154H39V155H38ZM50 154H53V155H50ZM60 154H61V155H60ZM70 154H71V155H70ZM158 154H162V156H164V158H163L162 156H160V155L158 156ZM174 154H172L171 156L173 157ZM190 154H192V155H190ZM209 154H211V155H210L211 157L209 156ZM216 154H217V156H219V157H216ZM220 154H221V156H220ZM7 155L4 154V156H6L5 159H7ZM15 155H16V156H15ZM27 155H28V157H27ZM44 155H43V156H44ZM47 155H48V157H47ZM56 155H60V156H62V157H60V156L58 157V156H56ZM69 155H70V157H74L72 160H71V158L69 157L70 160H71L72 162H71L70 160L68 161L67 159H66V161L63 160V162L65 161V162H67V164H69V165H70V164H74V166L70 167V169H71L70 172L68 171V169H66V168L69 167V166H67L66 164H63V162H60V160H61L64 156H69ZM79 155H80V156H79ZM83 155L85 156V158H84L85 160L83 159ZM120 155H121V156H120ZM185 155H187V156H185ZM14 156H15V157H14ZM19 156H21V157L24 156V157H22L23 159L20 157L21 159L19 160V159H18ZM32 156H34V157H33L34 159H32ZM49 156H50V157L52 156V157L50 158ZM77 156H79L80 158L77 157ZM167 156H168L169 159L167 158ZM205 156H206V157H205ZM213 156H214V158H213ZM222 156H224V157H222ZM16 157H17V158H16ZM26 157H27V159H26ZM29 157H30L32 160H31ZM35 157H37V158H35ZM38 157H39V158H38ZM46 157H47V158H50V159H47ZM57 157H58V158H61V159H60V160L55 159V158H57ZM86 157H87V159H86ZM119 157H118V158H119ZM143 157H144L145 159L147 158L146 160H148L152 165H154V166H150V164H149V162H148L150 168H152L153 170H151V169L148 170V169H149V168H148L149 166H148V167L145 166V163H146V160H145V159H144L145 161L142 160V161H144L145 163H143L142 161H140V160H141L140 158H143ZM188 157H189L190 159H189ZM220 157H222V158H220ZM2 158H3V157H2ZM2 158H0V159H2ZM45 158H46V159H45ZM53 158H54L55 160H58V161L60 162L59 165H60V164H61V165H62V164H63V165H66V168L63 167V169H65V171H66V173L64 174V176H65L67 173H68V174L70 173V174H69V175H66V176H65V179H64V176H62L63 173H64L65 171H64L63 169H61V165L58 167V170H57V168L55 167V163L58 164V161H55ZM64 158H68V157H64ZM64 158H63V159H64ZM69 158H68V159H69ZM93 158H94V157H93ZM136 158H137V159H136ZM148 158H149V159H148ZM153 158L157 159V161L153 160ZM209 158H210V160H212V158H213V161L210 162ZM216 158H217V159H216ZM223 158H224V159H223ZM75 159H76V160H75ZM81 159H83L84 162H85V161H88L89 164L86 162L85 165L83 166L84 163H83V162H80ZM94 159H95V158H94ZM134 159H133L132 161H134ZM185 159H187L186 162H185ZM220 159H222V160H220ZM14 160H15V161H14ZM22 160H24V161H22ZM25 160H29V161H28V162H27V161L25 162ZM30 160L32 161V163H31ZM34 160L37 161V162H36V165H37V166L33 165ZM47 160H48V163H47V164H50V162H51V165H52V164L54 163V167H52L51 165H49V166H51V168H46L47 166H46L45 164H46ZM52 160H53V161H52ZM79 160H80V161H79ZM162 160H164L163 162H165V160H167V162H165V163H169V161L172 160L174 163L171 164V165H169L170 167H171V166H174L175 164L178 165V166L176 165L175 168L172 167V169H171L172 171L170 170L171 172H173L172 176L170 175V173H171L170 171H169L170 173H169V172H165L164 175H166V174H167V176L170 175V177L168 176V178L170 179V181H169V179H167V178H166V180L164 181L165 178H164V175H162L161 172H162V171H165V170H167V169H165V166H166V165H164V164L162 165V164L160 163ZM177 160H178V161H177ZM188 160H189V161H188ZM215 160H216V161H215ZM153 161H155V163H154ZM172 161H171V162H172ZM180 161H182V164H180ZM207 161H208V162H207ZM222 161H224V163H225L226 165H227V162H228V163H229V164H228L229 166H228V165L226 166ZM225 161H226V162H225ZM15 162H16V163H15ZM22 162H23V163H22ZM24 162H25V163H24ZM29 162H30V163H29ZM74 162H75V163H74ZM77 162H78V163H77ZM92 162H93V163H92ZM138 162H137V163H138ZM152 162H153V163H152ZM156 162H159V163L161 164V166H159V167L157 166L158 168H156V166H155ZM171 162H170V163H171ZM220 162H222V163H220ZM34 163H35V162H34ZM135 163H136V162H135ZM159 163H157V165H158ZM187 163H188V164H187ZM16 164H21V167H20L19 165H16ZM28 164H30V166H29ZM40 164L43 165V166H45V167H43V168H45V169L48 170V172H46L47 170H46V171L44 170V172H45V173L43 172L44 176H43V174H42V170H43V168L40 166ZM57 164H56V166H58ZM77 164H78L79 166H80V164H82V166L80 167V168H82V169H81L82 171H81V170L79 171L80 168H79V166H76ZM95 164H97V163H95ZM99 164H101V163L99 162ZM148 164H146V165H148ZM185 164H186V165H185ZM199 164L202 165V166H200ZM199 164H198V165L203 169L204 164H203V163H199ZM211 164H212V165H211ZM12 165H13V166H12ZM22 165H23V166H22ZM26 165H27V167H26ZM38 165H39V166H38ZM63 165H62V166H63ZM86 165L88 166L87 168H86ZM180 165H181V166H180ZM17 166H19V167H17ZM28 166H29V167H28ZM75 166L78 167V168H76ZM192 166H194V167H192ZM199 166H197V168H195V169L200 168ZM222 166L224 167V169H223ZM16 167H17V168H16ZM25 167H26V169H25ZM35 167H37V168H41L42 170H41V169H38V170H37ZM74 167H75V169H74ZM84 167H85V168H84ZM92 167H93V165H92ZM94 167H95V166H94ZM96 167H97V166H96ZM138 167H137V168H138ZM144 167H145V168H144ZM161 167H162V169H161ZM167 167H168V164H167ZM167 167H166V168H167ZM176 167H178V168H176ZM186 167H187V168H186ZM11 168H12V170H11ZM19 168H21V169L19 170ZM22 168H23V171H24V172L26 171V172H25V175H26V173H27L28 170H29V171L31 170V172L28 171L29 174L32 173V172H35V171H33L34 169H35L37 172H35V174L32 173L33 176H32V175L29 176V174L27 173L28 176L26 175V177H25L24 173H22V172H23V171H22ZM27 168H28V169H27ZM30 168H31V169H30ZM59 168H60V169H59ZM173 168H174L175 170H174ZM179 168H180V169H179ZM208 168H209V169H208ZM229 168H230V169H229ZM13 169H14V171H13ZM15 169H18V170H15ZM32 169H33V170H32ZM53 169H54V171H52ZM76 169H77V170H76ZM92 169H93V168H92ZM160 169H161V172H160ZM177 169H178V171H177ZM181 169L184 170V172H183L184 174H183V175H182V173H181L183 170H182L181 172H179ZM186 169H187V171H186ZM8 170H7V171H8ZM50 170H51L52 172H50ZM59 170H61V171H59ZM232 170H234V172H233ZM19 171H20V172L22 171L21 174H19V173H20ZM73 171H75V172L77 171V173H75V175H74V174H73V173H74ZM153 171H155V172H153ZM185 171H186V172H185ZM49 172H50V174H52V173H53V174H52L51 176H50V174H49L48 177H47V174H48ZM56 172H57V173H56ZM62 172H63V173H62ZM71 172H72V175H71ZM89 172L91 173V175H88ZM174 172H175V173H174ZM230 172H231V173H230ZM3 173L0 172V176H2V178L0 179V182H1L2 180H5L4 178H6L5 175H4ZM17 173H18V174H17ZM36 173H38L39 175L36 174ZM61 173H62V174H61ZM78 173H80L81 177L79 176ZM81 173H82V174H81ZM86 173H87V174H86ZM154 173H155V174H154ZM159 173H161L160 176H159ZM178 173L181 174V175H180V178H181V179L185 176V179H182V181L184 180V182H182V181L180 180L184 185L181 184V182H178V181H177V176H178L177 174H178ZM2 174H3V175H2ZM41 174H42V175H41ZM55 174H56V175H55ZM60 174H61V175H60ZM92 174H93V175H92ZM106 174H107V175H106ZM174 174H175V176H174ZM18 175H19V176H18ZM36 175H37L38 177H36ZM45 175H46V177L48 178V181L46 180L47 178L45 177ZM54 175L57 177V179L59 178V180H60V178H61V176H62L61 180L63 179V180H65V181H66V178H68L70 175H71L72 177H73V175H74V177L77 175L75 178H74V177H73V178H70L71 176L68 178L69 180H71V182L67 179L68 182H69V185H70L71 183H72L73 185H74V184H76V185H74V187H73L72 184H71L70 187L67 186V187H69V189H68V188L65 186V185H68V182L66 181V182H67V184H66L65 181H60L61 184H60V183L58 184V181H56L57 183L53 181V179H54L55 177L52 178V176H54ZM57 175H58V176H57ZM82 175H83V176H84V175H85V176L87 175L86 177H91V178H89V179L86 178V177L84 178ZM153 175H155V176H153ZM176 175H177V176H176ZM222 175H223L224 177H223ZM41 176H42V177H41ZM158 176H159V177H158ZM161 176H163V178H161ZM221 176H222V177H221ZM13 177H14V178H13ZM33 177H34V178H33ZM39 177L42 178L43 181H42L41 179H39ZM43 177H44L45 179H44ZM79 177H80V180H79ZM93 177H94V178H93ZM175 177H176V179H175ZM178 177H179V176H178ZM230 177H231V178H230ZM7 178H6V179H7ZM27 178H28V179H27ZM51 178H52V180H51ZM81 178H82V179H81ZM171 178H172V179H171ZM228 178H229V179H228ZM26 179H27V180H26ZM57 179H56V180H57ZM72 179H75V180L72 181ZM83 179H84V181H83ZM159 179H160V180H159ZM161 179H162V180H161ZM178 179H179V178H178ZM187 179H188V180H187ZM231 179H232V181H231ZM8 180H5V181H6L5 183H7ZM36 180H38V181H36ZM40 180L42 181V183H44V184H42L41 187H43V185H45V184H46L45 186L47 187L48 185H50V184L52 183V186H53V187L51 188V187L49 186V190L52 189L51 192H53L54 195L51 194V192H50L49 190H48V192H47V189H45V188H44V189H45V192H44V190H43V192H44L43 195H44V196L42 195L43 192L41 191L42 188L40 187V185H41V183H40L41 181H40ZM54 180H55V179H54ZM90 180H91V181H90ZM171 180H172V181H171ZM242 180H243V179H242ZM12 181H14V180H12ZM16 181H14V182L16 183ZM39 181H40V182H39ZM44 181H45V182H44ZM52 181H53V182H52ZM82 181H83V185H82ZM88 181H89V182H88ZM121 181H122V182H121ZM157 181H158V182H157ZM175 181H177V182L179 183V185H180L179 188H177V187H178V183L175 182ZM219 181H220V182H219ZM3 182H4V181H2L1 183H3ZM38 182H39V183H38ZM73 182H74V183H73ZM162 182L164 183L163 185H162ZM174 182H175V184L177 183V185H175ZM191 182H193V181H191ZM231 182H232V183H231ZM233 182H234V183H233ZM1 183H0V185L2 186ZM17 183H16V184H17ZM37 183H38L39 185H38ZM54 183H55V185H54ZM218 183H219V184H218ZM225 183H227V184L230 183V184L227 185V184H225ZM241 183H243V190H242V188H241V187H242V184H241ZM35 184H37L38 186H37V185L35 186ZM47 184H48V185H47ZM78 184H81V185H78ZM158 184H159V185H158ZM160 184H161L163 187L165 186L166 191L162 190L164 193L166 192L165 194H164L163 192H162V193L160 192V190L163 189V188L161 187ZM167 184H168V186H167ZM196 184H197V185H196ZM216 184H217V185H216ZM232 184H233V185H232ZM235 184H236V185H235ZM3 185H4V183H3ZM33 185H34V186H33ZM107 185H109V186H107ZM113 185H114V186H113ZM156 185H158V186H156ZM169 185H170V186H169ZM173 185H174V186H173ZM193 185H191V186L193 187ZM198 185H199V186H198ZM231 185H232L234 188H235V187L237 188V189H236V192H237V193L240 192L239 195L235 193V189H234ZM45 186H44V187H45ZM55 186H56V187H55ZM79 186H80V187H79ZM81 186H82V187H81ZM110 186H111V187H110ZM112 186H113V187H112ZM151 186H152V187H151ZM166 186L169 187V189L166 188ZM197 186H198V187H197ZM208 186H209V187H208ZM213 186L216 187V188H220V187H222V186H223V187L220 188V190H221V191H220L219 189L216 190V188H214ZM224 186H225V187H224ZM228 186H230V187H228ZM249 186H250V187H249ZM33 187H34V188H33ZM37 187H38V188H37ZM54 187H55V190L53 191ZM60 187H61V188H60ZM75 187H76V188H75ZM109 187H110V188H109ZM114 187H115V188H114ZM157 187H158V188L160 187L161 189L159 188L160 190H158ZM175 187H176L177 193H176V191H174ZM186 187H185V188H186ZM204 187H205V188H204ZM207 187L210 188V189H209V190H210L209 192H207V191H208V190H207V189H208ZM211 187H212V189H211ZM226 187H227V188H226ZM246 187H247V188H246ZM56 188H58V189H56ZM59 188H60V190H61L62 192H61V191L59 192ZM66 188H67V190H66ZM72 188H74L75 190L72 189ZM118 188H117V189H118ZM154 188H156V191H154ZM189 188H190V190H191V187H189ZM196 188H197V189H196ZM199 188H201V189L199 190ZM230 188H233V189H230ZM37 189H38V190H37ZM64 189H65V190H64ZM104 189H105V192L110 193V194H107V195H109V196H107L106 193H104V191H103ZM109 189H110V190H109ZM111 189H113V190L111 191ZM117 189H116V190H117ZM152 189H153V190H152ZM205 189H206V191H205L206 194L204 195L205 192H204L203 190H205ZM238 189H239V190H238ZM247 189H248V190H247ZM32 190H33V191H32ZM39 190H40V193H41V194L37 193V191H39ZM63 190H64V191H63ZM70 190H71V191H70ZM73 190H74V192H77V191H78L77 194L81 193L80 196H81V195H82V196L79 197L78 195H76V193H75V196H74V195H73L74 192H72ZM76 190H77V191H76ZM178 190H179V191H178ZM181 190H182V191H181ZM213 190H214V191H213ZM232 190H233L234 192H233ZM253 190L256 192L255 194H254V191H253ZM69 191H70V192H69ZM102 191H103V193H102ZM152 191H154V192H152ZM172 191H173L174 193H173ZM211 191H213L214 194H217V193H218L219 195H217V197H216V195L212 194ZM215 191H216L217 193H216ZM245 191H246L247 194L245 193ZM31 192H33L35 195H36V194H37V195L39 194V197L36 198V196H35L33 193H31ZM49 192H50V193H49ZM67 192H68V193H72V194L69 195ZM85 192L88 193V194L90 193L89 195L87 194L89 197L86 195ZM112 192H113V193H112ZM179 192H180V193H179ZM182 192H183V193H182ZM203 192H204V193H203ZM224 192L226 193V191H224ZM59 193H60V194H59ZM154 193H155V194H154ZM181 193H182V194H181ZM228 193H229V197H230V196H231V195H230L231 193L227 191L226 195H227ZM29 194H30V195H29ZM57 194H58V195H57ZM67 194H68L69 196H68ZM101 194H103L102 197H104V198H102V197H101V198H100V197L98 198V197H97L98 195L100 196ZM104 194H105V195H104ZM166 194H167V195H166ZM170 194H171V195H170ZM173 194H175L176 196L173 195ZM177 194H178V195H177ZM222 194H223V195H222ZM16 195H17V196H16ZM28 195H29V197H28ZM40 195H42V198H40ZM46 195H49L50 198H48L49 196L47 197ZM52 195H53V196H52ZM62 195H63L64 197H63ZM71 195H72V197H71ZM90 195H91V196H90ZM95 195H96L97 198H93V197H95ZM155 195H156V196H155ZM180 195L183 196V197L179 198ZM221 195H222V199H221ZM246 195H247V197H246ZM31 196H33L34 198L31 197ZM83 196H84V197H83ZM85 196H87V197H85ZM164 196H165V197H164ZM171 196H172V198H171ZM177 196H179V197H177ZM189 196H190V195H189ZM218 196H220V197H218ZM241 196H242V197H241ZM248 196H249V197H248ZM250 196H251V197H250ZM254 196H255V197H254ZM46 197H47V198H46ZM54 197H55L56 199H55ZM67 197H68V199H67ZM73 197H75V199H74ZM155 197H157V198L159 197L158 199H160V201L157 200V198H155ZM166 197H167V198H166ZM174 197H175V198H174ZM31 198H32V200H33L32 203L35 204L34 200L37 201V202H36V203H37V204H36V207H35L34 205H33V206L31 205V204H32V203H30V202L32 201ZM38 198H39V200H37ZM44 198H45V199H44ZM51 198H52V199H51ZM71 198H73L74 200L71 199ZM77 198H78V199H77ZM82 198H84V199H82ZM86 198H89V199H86ZM90 198H91V199H90ZM169 198H170V199H169ZM177 198H179V201H176L177 203H176V202L173 203V201L177 200ZM182 198H183V199H182ZM216 198H217V199L220 198V201H221V202H220L219 200H218L219 202L216 201V200H217ZM226 198H227V197H226ZM48 199H51V200L49 201ZM63 199H64V200H67V201L64 202ZM69 199H71V202L69 201ZM76 199L78 200V202L76 201ZM81 199H82V200H81ZM93 199H94V200H93ZM100 199H102V200H100ZM163 199H164V200H165V199H166V200L169 199V201H170L171 203H170L168 200H167L168 203H167V202H164ZM174 199H175V200H174ZM224 199H225V197H224ZM30 200H31V201H30ZM47 200H48V201H47ZM58 200H59V201H58ZM61 200H63V201L61 202ZM80 200H81V201H80ZM166 200H165V201H166ZM187 200H190V199L187 198ZM191 200H192V199H191ZM211 200H213V201H211ZM232 200H231V201H232ZM38 201H39V202H38ZM40 201H41V203H40ZM45 201L49 204V208H51L52 210H51V209L49 210L47 203H45V205H44L43 202H45ZM54 201L61 202L62 205L64 206V208H63L62 205H61L62 208H52V206H53V204H54ZM68 201H69V202H68ZM74 201H76V203H78V205L75 204ZM86 201H85V203H86ZM99 201H97V202H99ZM209 201H210V202H209ZM215 201L217 202V204H216V203L214 204ZM234 201H235L236 203H235ZM50 202H53V203H52V206H51V203H50ZM63 202H64V204H63ZM67 202H68V205H69V210H68V205H66ZM188 202H189V203H188ZM227 202H228V203H227ZM73 203H74V204H73ZM160 203H161L162 205H161ZM165 203H166L167 205H166ZM207 203H208V205H207ZM219 203H220V204H219ZM226 203H227V205H226ZM38 204H39V205H38ZM42 204H43V205H42ZM72 204H73V205H72ZM201 204H200V205H201ZM221 204H223V205H221ZM46 205H47V207H46ZM75 205H76V206H75ZM157 205H158V206H157ZM22 206H23V207H22ZM24 206H25V207H24ZM31 206L33 207L32 210H31L32 212H27V214L30 213V214H33V216L36 217V216L38 215V213H39V214L41 213V214L38 215L36 218L34 217V218H31V219H30V221H31V220L34 221V223H33L34 225H32V227L29 226L30 223H29V221H26V219L28 218V220H29V217H33V216H30V214L27 216V215H25L26 213L24 214L25 211H27V210L29 211V209H30ZM38 206L40 207V209H39ZM50 206H51V207H50ZM65 206H66V207H65ZM71 206H72V207H71ZM207 206L209 207V209H208ZM212 206H213L214 208L211 209ZM218 206L221 208V211H219L220 209H218V208H219ZM225 206H227V207H229V208L227 209V207H225ZM17 207H16V208H17ZM34 207L36 208V210H35ZM42 207H43V208H42ZM54 207H55V206H54ZM37 208H38V209H37ZM45 208H46V209H45ZM47 208H48L49 211L47 210ZM216 208H217V209H216ZM44 209H45V210H44ZM58 209H60V210L62 209V210H61V211H60V210L58 211ZM168 209H169V208H168ZM168 209H166V210H168ZM170 209H171V208H170ZM170 209H169V210H170ZM202 209H203V210H202ZM213 209H215L216 211H214ZM54 210H57V211H56V215H57V216L60 215L61 217H60V216L57 217L55 214L53 215V212H55ZM64 210H65L66 212H65ZM222 210H223V211H222ZM225 210H228L229 212H228V211H225ZM33 211H35V212H33ZM38 211H39V212H38ZM67 211L69 212V214H68ZM153 211H154V212H153ZM218 211H219V212H222V213H217ZM37 212H38V213H37ZM47 212H48V214H50V213L52 212V215H47ZM57 212H58V214H57ZM64 212H65V213H64ZM166 212H167V211H166ZM214 212H216L215 215H214ZM223 212H225V213H223ZM34 213H35V214L37 213V215H34ZM42 213H43V215H44L46 218H45V217L43 218V217L41 216ZM44 213H46V214H44ZM66 213H67V214H66ZM209 213L207 214V215H208V218L213 217V216H210V215H212V214L209 215ZM15 214H14V215H15ZM202 214L200 213V215H201L202 217H203V216H204V217H203V218H200V221L203 222V223L205 224L207 221H209V219H207V218L205 217V215H204V214L202 215ZM70 215H71V216H70ZM216 215H217V216H216ZM218 215H221V216H218ZM47 216H48V217H47ZM49 216H50V217H49ZM52 216H53V217H52ZM63 216H64V217H63ZM222 216H223V217H222ZM224 216H227V217H224ZM39 217H40V218H39ZM56 217H57V218H56ZM62 217H63V218H62ZM220 217H222V218H220ZM41 218H42V220H44V219H48V220H45V221H50L49 224H48L49 226H48L46 223H44L45 221H42V222H43V223H42V222H41ZM54 218H56V219L54 220ZM59 218H60V219H59ZM76 218H75V219H76ZM80 218H81V219H80ZM223 218H224V219H223ZM37 219H38L39 223H38ZM39 219H40V220H39ZM75 219H74V220H75ZM203 219H205V220L203 221ZM206 219H207V221H206ZM219 219H220V221H219ZM1 220H0V223L2 222ZM13 220H14V221H13ZM52 220H54L53 223H52ZM59 220H61V221H62V220H63V221L65 220L64 222H66V223H65L66 226H65V224H64L63 221L61 222V221H59ZM76 220L79 221L78 219H76ZM84 220H85V219H84ZM222 220H223V221H222ZM20 221H21V222H20ZM33 221H32V222H33ZM57 221H58L60 224H59ZM205 221H206V222H205ZM27 222H28L29 224H28ZM35 222H37L38 225H37ZM201 222H200V226H201ZM5 223H6L7 226L5 225ZM41 223H42V224H41ZM62 223H63V224H62ZM203 223H202V224H203ZM223 223H224V224H223ZM24 224H25V227H27V228H24L25 230L27 229L26 231L22 229V228L24 227ZM27 224H28V225H27ZM68 224H69V226H68ZM165 224H167V225L170 224V225H168V227H167V226L164 227V228H166V229H168V230H169V228H172V229H173V227H174L172 221H169V222L167 221V223H165ZM204 224H203V225H204ZM206 224L208 225V222H207ZM222 224H223V225H222ZM4 225H5V226H4ZM40 225H41V226H40ZM44 225L48 228V229H47V228L45 227V229H47L48 231L50 230L49 232H52V230H53V232H52V233H49V232H48V234H47V233H46L47 231H46V232H45L46 234H45V235L43 234V235L41 236L40 234H41V232L43 231V230H41V227L44 226ZM58 225H59V226H58ZM159 225H160V224H155V225H153V226H155V228H154L153 226H151V227H153V228H151V231H152L153 229H154V231H153V232H150L151 235H152V234H153V235H152V236L149 235V238H152V237H154V236H157V234L155 235V232H156L157 229H158L156 226H159ZM171 225H172V226H171ZM33 226H35V227L39 226L40 229H37V228H35V227H33ZM54 226H55V227H54ZM57 226H58V227H57ZM64 226H65V227H64ZM6 227H7V229H8L9 231H7ZM21 227H22V228H21ZM67 227H68L70 230L67 229ZM223 227H224V230H223ZM15 228H16V229H15ZM32 228H34V229H32ZM42 228H43V227H42ZM52 228H53V229H52ZM60 228H61V230H60ZM65 228H66L67 230H69L68 234H70V236L66 235V234H67V233H66L67 230H66ZM204 228H205V226H204ZM5 229H6V230H5ZM28 229H29L30 233L27 232ZM31 229H32V231H31ZM45 229H44V230H45ZM51 229H52V230H51ZM58 229H59V230H58ZM62 229H63V232H62ZM166 229H165V231L168 232V230H166ZM172 229H171V230H172ZM207 229H209V227H208ZM22 230H23V231H22ZM36 230H37V231H36ZM226 230H227V232H226ZM38 231H39V235H38ZM74 231H75V232H74ZM8 232H9V233H8ZM25 232H26V237H24ZM32 232H33V233H32ZM34 232L37 233V234L35 233L36 235L41 236V237L38 238V236H37V237H36L37 239L35 240V237H34L35 234H34ZM225 232H226V233H225ZM10 233H11V234H10ZM28 233L31 234V235L28 236ZM43 233H44V231H43ZM58 233H59L61 236H59ZM64 233H65V235H64L65 238H64L63 235H62V234H64ZM203 233H204V232H203ZM206 233H208V232H206ZM33 234H34V235H33ZM50 234H51V235H50ZM137 234L139 235V233H137ZM9 235H11V236H9ZM36 235H35V236H36ZM49 235H50L51 238H48ZM72 235H73L74 237H73ZM75 235H76V236H75ZM206 235H208V234H206ZM210 235H212V234H210ZM210 235H209L210 238H208V236H207V240H208V239L210 240V239H212L213 237H218L217 235H212V236H210ZM218 235H220V234H218ZM224 235H225L227 238H226ZM27 236H28V237H27ZM32 236H33V237H32ZM46 236H47L48 239L45 238ZM52 236H54V237L52 238ZM55 236H56V239H57V238L59 239V240L57 239L58 241H57V240H54V239H55ZM181 236H182V235H181ZM223 236H224V238H223ZM228 236H229L230 238H228ZM5 237H4V238H5ZM7 237H9V238H11V239L8 240ZM23 237H24L25 240L23 239ZM60 237H63L64 240L61 238V239L63 240V242H62V240L60 239ZM71 237H73L74 239H73V238L70 239ZM251 237H252V236H251ZM251 237H250V241H248L247 243H246V242H245V243H242L243 246H241V247L245 248V247H247V246H251L250 248H251V249L254 248V252H255L256 250H257V251L260 250V251L258 252V255H257V256H262V257H259V258H258V259H259L258 261H259L260 264H263V263H264V251H263L262 249H259V248H260V244L257 243L258 241H256L253 237H252V238H253V239H252ZM12 238H13V239H12ZM15 238H16V242H17L18 245L14 242ZM29 238L33 239L34 241L31 240V239H29ZM44 238H45V239H44ZM173 238H174V236H173ZM221 238H222V241L220 242ZM225 238H226V239H225ZM42 239L44 240L43 243L45 242V244H43V243L41 242ZM46 239L49 240V241H52L53 243H52V242H49V241L46 242ZM65 239H66V240H65ZM69 239H70L71 241H70ZM174 239H175V238H174ZM174 239H172V241H173ZM215 239H216V238H215ZM223 239H225V240H223ZM227 239H229V240H227ZM26 240H30V242H29L30 244H29V245H28V242H27ZM40 240H41V241H40ZM218 240H219V241H218ZM248 240H249V239H248ZM251 240H253V241H252L253 243L251 242ZM60 241H61V242H60ZM183 241H184V240H183V237H182V238L179 237V239H178V240L176 239L173 243H174V245H175L176 242H177L178 245L176 244L175 246H176V247H179L180 244H181L180 246H182V244H183L182 242H183ZM210 241H211V240H210ZM225 241H226V243H229V244L227 245V244L225 243ZM229 241H230V242H229ZM246 241H247V240H246ZM254 241H255L256 243H254ZM33 242H35V243L33 244V245H35V246L32 247V243H33ZM68 242H69L70 244H69ZM23 243L25 244V247H24V244H23ZM51 243H52V244H51ZM63 243H65V246H63ZM67 243H68V244H67ZM179 243H180V244H179ZM221 243H222V245H221ZM8 244H7V245H8ZM19 244H20V245H19ZM230 244H231L232 246H230ZM246 244H247V245H246ZM252 244H253V245H252ZM257 244H258V246H257ZM44 245H45V246H44ZM75 245H76V243H74V246H75ZM219 245H220V246H219ZM255 245H256V246H255ZM40 246H44V247L41 248ZM68 246H69V247H68ZM222 246H224L226 250H225L224 247H222ZM229 246H230V247H229ZM16 247H17V249H16ZM20 247H21V248H20ZM22 247H23V250H22ZM34 247H35V248H34ZM36 247H37V248L40 247V248H39L40 250L37 249ZM55 247H56V248H55ZM63 247L65 248V250H63V249H64ZM71 247H70V248H71ZM212 247H214V245H213ZM219 247H221V248L219 249ZM226 247H227V248H226ZM18 248L20 249L19 251H18ZM26 248H28V249H27L28 252H27L26 250H24V249H26ZM29 248H30V249H29ZM32 248H33V251L31 252ZM46 248H47V249H46ZM250 248H249V250H250ZM15 249H16V251L14 252ZM57 249H58V251H57ZM66 249H67V250H66ZM215 249H216V245H215ZM245 249H246V248H245ZM247 249H248V247H247ZM21 250H22V253H21ZM34 250H35V251H34ZM42 250H43V251H42ZM48 250H49L50 252H49ZM47 251H48V252H47ZM51 251H52V252H51ZM54 251H55V252H54ZM61 251H62V252H61ZM63 251H64V253H63ZM218 251H217V252H218ZM257 251H256L255 254H257ZM26 252H27V253H26ZM41 252H42V253H41ZM43 252H44V253H43ZM175 252H176V251H175ZM177 252H178V251H177ZM177 252H176V253H177ZM220 252H218V253H220ZM20 253H21L22 255L25 253V255H24L25 257H24V258L22 257L23 259L20 258V257L22 256ZM34 253H35V254H34ZM38 253L41 254V256H42V255H43V256L46 255V256H45V257L42 256L43 258H42L41 256H36V258H33V257H35V255H39ZM51 253H52V254H51ZM71 253H72V255H71ZM224 253H226V254H224ZM244 253H245V251H244V249H243V254H244ZM26 254H27V255H26ZM29 254H30V255H29ZM32 254H34V255H32ZM56 254H57V256H58L59 254H60V256H61V254L64 255V256H61L63 261H61V260L59 259V257L56 256ZM66 254H67V255H66ZM223 254H224V255H223ZM19 255H21V256H19ZM28 255H29L30 257H31V255H32V259H31ZM52 255H53V256H52ZM65 256H66V257H65ZM39 257H40V258H39ZM46 257H47V259H45ZM48 257H49V259H48ZM54 257H55V258H54ZM225 257H226V258H225ZM227 257H228V258H227ZM25 258H26V260H25ZM57 258H58V259H57ZM66 258H67V260H66ZM224 258H225V259H224ZM260 258H262V259H260ZM227 259H228V260H227ZM28 260H29V261H28ZM31 260H33L34 263H33ZM54 260H55V261H54ZM59 260H60V261H59ZM220 260H221V261H220ZM261 260H262V261H261ZM49 261H50V262H49ZM58 261H59V262H58ZM71 261H72V260H71ZM258 261H257L256 264H259ZM35 262H36V263H35ZM68 262H70V260H69ZM261 262H262V263H261ZM54 264H55V263H54Z\"/></svg>",
	"mask_w": 264,
	"mask_h": 264
}]
</instances>
